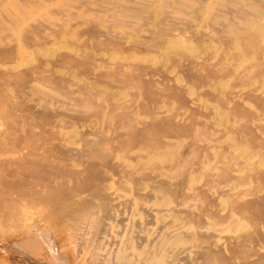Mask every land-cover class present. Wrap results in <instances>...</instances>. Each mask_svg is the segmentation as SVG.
<instances>
[{"label": "rangeland", "instance_id": "rangeland-1", "mask_svg": "<svg viewBox=\"0 0 264 264\" xmlns=\"http://www.w3.org/2000/svg\"><path fill=\"white\" fill-rule=\"evenodd\" d=\"M78 1H81V0H32V2L30 0H0V35H1L0 36V45H3V47H5L9 43H13L16 46H19V48L21 49L20 53L23 55L22 58H19V57L15 56L13 58L14 60L12 59V60H10L8 62H0V71L2 72V73L1 72L0 73L3 74V75H5L4 73H6L8 76L7 75H5V76L7 78H9V74L10 75H11V73L12 74L13 73L16 74L15 73L16 71H18L17 72V74H18V73H20L19 69H23L24 68V70H22L21 74H23L24 72L25 73L26 72H28V73L31 72V74H32V75H29L27 73L26 74L27 75L26 76L27 79L24 78L26 81L23 79L27 83L32 80L29 83V85L27 84V86H29V87L26 86V88H25L24 81H21L22 80L21 79V77H22L21 75H20V78L16 76L17 80L14 79V76H13L14 74L12 75L13 77L10 76V78H9L14 83H16V81L20 80L21 84H18V85H20V87H21V85H23L25 91H18L19 89L18 90H17V88L15 89V87H18V86H15L16 84L14 85V83H13V85H12V82L9 79H7L6 81L3 80V79H6L5 76L2 77V78L0 77V89H1L0 91L5 93V94L3 93L4 103H7V105H9L8 103H10V104L13 103V102L14 103L15 102L19 103V101L22 100L21 102L25 103V105L27 106L28 104L29 105L30 104L31 105L32 104L35 105L33 103L34 100L35 101H37V100L44 101L45 98H50L49 100L53 101L54 103L61 104V106L65 107V108L69 107V109L73 110V109H77V108L80 107L79 109H85V111L87 112V115H89V114L91 115V116L90 115L88 116L89 118H91L90 119L91 122H88L89 126L88 127L84 126V128L90 129V130H99V129L103 130L104 129L105 133L106 134H110V135H112V132L114 131L115 125L117 123V120L115 121V119H114V118H116L115 115L117 113H124V110L126 111L125 113L130 118H132L134 120V122L136 123L137 126H142V122L151 121V119H150L151 117H152L153 120H160V119L166 118L168 116V117H170L169 119H171V120H173L172 118H174V122L178 121L180 119L178 121V124L180 122V124H185L187 126L189 125L188 124L189 122L192 123L191 122V120L193 121L192 118H195V120H197V121L193 122V123H195L194 125H192L193 131L189 130L191 128L190 127L191 124H190L188 126L190 128H188L185 131V133L182 132V133H184L186 135L189 133L188 130L193 132V133H189L190 136L188 135L187 138L185 137L186 135H183L181 133H180L181 136L179 134H175L176 136L179 135L178 138L173 136L174 134H172V135L171 134L170 135L164 134L163 135V133H162L161 135H159V137H161L160 140H165V141H167V143L166 142L164 143V141L163 142L161 141L160 144H157V145H154V146L152 145L153 149L150 146H147V145H143L142 146L141 144L140 145H135L133 147H130L126 151L124 149H123L124 151L123 150L121 151L120 150L121 148L120 149H116L117 159H118V162H119V169H117L113 173V178L111 179V181H112V183H111L112 184V189L117 191V192L119 191V193L123 197L132 198V196H134L133 198L135 200V205L133 206L134 207L133 208L134 212H133V214H131V216L129 218V221H130V219H131V221L130 222L128 221L129 225H128V222H127V225H124L122 223L116 222L115 228L119 229V231L118 230L117 231L121 232V234H124V233H126L128 231L126 233L127 235L126 234H124V235H126V237L129 236L130 240L132 242H136L137 241L136 242L137 245L140 244L139 242L142 241L143 238L145 239V240H143L141 242L142 243L141 247L143 246V248H141V247L138 248L140 250V256H143L144 253L146 252V250L152 249L151 243H146V241L150 240L148 242H151V239H152V241H154L155 239H157L159 237L160 232H163L166 235L167 242H173L172 243V247H169V248H171L172 251H169V253H171L173 251L175 252L176 249L178 250L180 247L188 245L190 243V241L191 242H204V241L207 242V241H209L208 239H210L211 241H209V242H214V241L215 242H223L225 247H227V252L232 254V256L234 257V260H238V261L240 260V257L237 258L236 254H237V252L242 251V250L244 252L245 251L244 248H246L245 252H253V254L254 253L255 254L256 253L257 254L258 253L259 254L260 253L263 254L264 253V218H262L261 215H259L258 213H256V214H258V215H256L255 214L256 211L252 210L253 208L257 209V207H252L251 208V212H249V213H247V212L246 213L245 212L242 213L243 211H241V213H239L238 211H235L236 208L233 206V204L231 203L232 206L229 205L230 204L229 200H232V202H234V200L242 202V201H247L245 198L252 199V197H254L256 195H257V197H259V195L262 196V194L264 195V187L261 188V190L257 187L259 185L261 186L262 181H263V184H264V177H263L264 176V171L262 172V170H264V153H263L264 150H263V148H261V147H263L262 145H264V144H262V143H264V141H263L264 138L260 139V137L261 138L264 137V133H263V130H264L263 126L264 125L261 126L263 129L261 127L258 129V126H260L261 124H264V114H263L264 111H262V110H264L263 109L264 106L262 105V103L264 104V71H262V72L260 71V70L264 69V59L261 60L262 57L264 58V31H263L264 29L262 30V28L264 27V22H263L264 21V3H263L264 0H263V2H262V0H255L254 3H252V4H255L253 6H251L252 4H249V3L253 2L251 0H227V1L226 0H215V1L214 0H205V1L204 0L203 1L202 0H178V1H176V0H163V1H166V3H165L166 5H164L162 0H149V1L148 0H135V2H134V0H116L117 2L114 1V0H90V2H92V3H90L89 0H84V2L86 1V3H84L82 1L83 4H82V2L79 3ZM136 1H138V2H136ZM169 1H171V2H169ZM211 1H214L215 4L213 2H211ZM218 1H220V2H218ZM256 1H257V5H256ZM98 2H101L100 3L101 5ZM113 2H115V3H113ZM141 2H143V3H141ZM72 3L74 5H71ZM87 3H88L89 6H92V7H90L91 9H95L96 8L95 11L93 10L91 12L90 11L91 9L87 5ZM118 3H120V4L122 3V5H120ZM123 3H124V5H123ZM226 3H227V5H226ZM259 3H260V6H258ZM75 4L78 5L77 8L75 7L76 6ZM84 4H85V6H88V7H85ZM112 4L113 5L114 4L115 5L118 4L120 7L119 6L118 7L117 6H113ZM127 4L128 5H132V6L134 5L135 8L134 7L133 8H128L130 6H126ZM146 4H148V5H146ZM162 4H163V6H166L165 9H164V7H162ZM199 4H201V6H199ZM216 4H217V6L219 8H222L224 11L219 9V8H217ZM218 4H220V5H218ZM124 6H125V8H124ZM137 6L138 7L141 6L143 9L141 7H139L140 10H137L138 9ZM143 6H145V7H143ZM226 6H230V7L232 6L231 7L232 10L236 9V10H239V11H246L248 13L250 12L249 13L250 15L248 13L244 14V12L242 14H241V12L237 13L236 10H234L236 12H234V11L230 12L227 9L229 7L226 8ZM84 7L87 8L88 10L87 9L84 10ZM261 7H263V8H261ZM59 8L62 9V11ZM98 8H102V11H101V9L97 10ZM144 8H146V9H144ZM171 8L174 9V10H172ZM54 9L55 10L57 9L58 11L55 12ZM114 9L117 10V11H115ZM120 9L122 11H120ZM162 9H164V12L165 11L167 12L168 11L167 9H169V11L167 13L166 12L164 13L162 11L165 14V16H164L165 20L161 19L162 21L157 22V20H159L160 17L163 18V16H162L163 13L161 12ZM185 9L187 10L186 11L187 13L183 12V11H185ZM195 9H197V10H195ZM71 10H72V12H71ZM81 10L82 11L84 10V11L82 12ZM141 10H143V11H141ZM188 10L193 11V12L189 11V13H188ZM225 10H226V12H225ZM74 11H75V14L77 15V16H75V14H74V16L75 17H79L80 16V18H81L80 20H79V18H77V19L72 18L73 17L72 13H74ZM112 11H115V12H112ZM149 11H150V13H149ZM87 12H89V13H87ZM94 12H96L95 14H98L100 16V18H98L99 16L94 15ZM102 12H103V15H101ZM219 12H221V13H219ZM62 13H64V15ZM194 13H196L195 16H194ZM234 13L235 14L237 13L236 16H235ZM2 14L3 15L5 14V18L7 17V19L9 21L7 19H5ZM131 14H134V15L132 16ZM167 14L171 15V16H166ZM221 14H223L224 16L221 15ZM61 15H63V16H61ZM82 15L84 16V18H85V15L88 16V18L90 17L89 18L90 20L87 17L85 19H83L81 17ZM91 15L92 16L93 15L96 16V18L92 17ZM108 15H110V16H108ZM143 15H147L148 16L147 19L149 20V22L146 21L147 20V19H145L146 17L143 18ZM225 15L227 16V18L225 17ZM255 15H258V16H255ZM60 16L62 18H65V19H60L61 18ZM196 16H198V18ZM66 18H67V20H66ZM71 18H72V20H74V23L76 22V20H79L80 23H77L78 22L77 21L75 24H73ZM105 18H106V20L104 21ZM169 18H170V20H168ZM181 18H183V19H181ZM38 19L41 20L42 22L40 23L38 21ZM86 19L89 20L88 25L86 24V22H87ZM172 19L176 20L178 22L175 23ZM199 19H200V21H198ZM227 19H228V22L230 24L228 22H227L228 24H226V20ZM231 19H233V20L230 21ZM108 20H109V22H108ZM220 20H223L222 22H223V24L224 23L225 24L224 25L220 24V22H221ZM258 20L261 23L260 22L258 23ZM116 21H120V22H116ZM31 22H33V23L35 22V25L32 23L33 24V29L31 28L32 27L31 26L32 24H30ZM56 22L59 23V24H57ZM62 22H64V23H62ZM107 22L108 23L111 22L110 24H108V26L110 25V27L106 26ZM112 22L113 23L115 22V23L113 24ZM125 22L127 23V25H126ZM142 22H145L146 24H143ZM160 22H162L163 24L164 23H167V24H164V27H163V24L160 23ZM173 22L177 26L170 27V25H171L170 23H173ZM186 22H188V23H186ZM208 22H210V24L212 26ZM218 22H219V24H218ZM235 22L239 26H236ZM90 23H92L91 28H89L90 27L89 26ZM40 24H42V25H40ZM68 24H70V25H68ZM93 24H95V25H93ZM128 24H130V26ZM155 24L157 26L159 24L160 27L162 26L163 28L159 27L158 30H157L156 29L157 26ZM188 24H189V26H191L190 28H187ZM44 25H47L46 27L48 29ZM178 25H180V27H178ZM243 25H244V27H241ZM34 26H37L39 29L37 28V31H35L36 27H34ZM58 26H61V27H58ZM94 26H95V28H94ZM97 26H98V28H97ZM165 26L168 27V28H165ZM68 27H70V29ZM86 27H88V28L86 29ZM138 27H139V30H136ZM169 27H170V29H169ZM213 27H216L218 31H214ZM25 28H28V30L32 29L31 30L32 32L28 31L31 34L27 33V30ZM42 28L44 30L43 33H42ZM78 28H80V30H82L83 33H85V34H83V36L80 33L81 32L80 30H79V33L81 35L78 33L80 36H78V34L76 33V32H78V30H77ZM92 28H94V29H92ZM134 28H136V29H134ZM110 29L112 31H110ZM151 29H152V31H151L152 33L150 32ZM163 29L165 30L164 33H167V34H165V35L163 34V31H162ZM184 29H186V30H184ZM200 29H201L202 33H201V31L199 32ZM56 30H58V31L56 32ZM8 31H9V33H8ZM38 31H40L41 33L38 32ZM59 31H60V33H58ZM117 31H118V33H117ZM5 32L8 33V35ZM36 32L38 34H36ZM65 32H68V33H66L67 35L65 34ZM148 32H150V34ZM180 32H182V33H180ZM247 32L250 33V34H248ZM253 32L256 34V36H255V34ZM39 33L42 34L41 38H39L40 37ZM46 33H48V34H46ZM114 33L116 34V36H115ZM2 34H3V36H2ZM27 34H29L28 37L25 36ZM32 34H33V36H32ZM90 34L92 36L87 38ZM142 34H144L145 36L146 35L147 36L150 35V37H146V39H145V37H143V36L141 37L140 36ZM223 34H225L226 36H224ZM44 35H45V38H44ZM95 35L97 36L96 38H95ZM117 35H118V37H117ZM120 35L124 36L126 38L125 39V38L121 37V40H125L123 45L120 44L123 41L121 42V41H119L120 39H118ZM183 35H184V37H183ZM201 35H203V37H205L206 40H204V38L201 37ZM208 35H209V37H207ZM253 35L255 37H253ZM22 36L27 37V39L23 37V39L26 40V41L24 40L25 43H30V41H31L32 44L31 43L28 44V45L25 44L23 42V40H22ZM112 36H115V38L117 37V39H118L117 42H118L119 47H120L119 49L115 48L116 44H117V42H116L117 39L115 40V44L112 43L114 41V39H115L114 38L113 41H112V39H111ZM194 36L196 37V41L194 39L195 38ZM222 36H224L225 38L222 37ZM245 36H248L249 39L248 38L246 39ZM29 37H31L32 40L29 41L28 40ZM32 37L36 39L35 40V44L33 43L34 41H33ZM49 37L51 38L52 41L50 40ZM77 37H78V39H77ZM91 37H94L95 39L94 38L92 39ZM109 37L111 39L110 40L111 43L110 42L108 43L106 41V40L109 39ZM217 37H219V38H217ZM226 37L228 39H230V40H228L229 43H228ZM102 38L103 39L106 38L105 41ZM222 38L224 40L226 39L225 40L226 42H223L224 40L221 41ZM251 38H252V40H251ZM83 39L84 40L88 39L87 40V44H86V42ZM99 39H101V40L99 41ZM92 40H95V41H92ZM141 40H143V42H145V41L146 42L142 44ZM157 40H158V42H157ZM83 41H84L85 45H81V43H83ZM131 41L133 43L135 41V44L133 45V43H131ZM37 42H39V43H37ZM96 42L98 43V45H97ZM138 42L141 43V44L139 43V47L135 46ZM154 42L156 43V45H155ZM105 43L107 44L106 45L107 47L105 46ZM129 44L132 47H134V46L137 47L139 49V51L137 52L136 50H138V49L135 48L136 49L135 50ZM260 44L262 45V47H259ZM120 45L123 46V47H125V46L126 47L123 48ZM141 45L143 46V48H141L142 47ZM246 45H247V47L248 46L250 47L249 49L246 47L248 49V51L252 50V52H249V54H247L248 53L247 49L244 50L245 49L244 46H246ZM146 46H147V48H146ZM130 47H131V49H130ZM148 47H149V49H148ZM154 47H156L158 49V51H156L157 49L154 48ZM242 47H243V50L246 51L247 53L243 52ZM126 48H129L127 52H126V50L124 51V49H126ZM140 49H141V51H140ZM146 49H148V50H146ZM258 50H260V52ZM256 51H258L259 53L256 52ZM235 52H237V53H235ZM57 53H59V54H57ZM179 53H183L184 55L181 56V54H179ZM254 53L257 54L258 56L257 55L255 56ZM260 53H261V55H259ZM56 54L59 55V56H56ZM213 54H214V56H213ZM232 54L236 55L237 57L235 56V59H234V56H233V58H232ZM60 55H63L62 57H64V58H62ZM87 55H88V57H86ZM188 55H189V57H188ZM66 56H69L71 58V62H69L68 60L66 62V59H68ZM78 56H80V57H78ZM171 56L176 57V59H177V57L180 58V61H178L179 59H177V61H175L174 60L175 58H173ZM183 56L184 57L187 56V58L186 57L184 58ZM191 56L194 57V59L197 61V63H196V61H193V63L194 62L195 63L194 64L193 63L190 64V61H191V58H192ZM56 57H58V58L61 57V58L57 59ZM205 57H207V58L204 61ZM219 57H220V59H219ZM48 58L53 59V61L56 62V64L52 65V63H54V62H52V60L50 61V59H48ZM97 58H98V60H97ZM222 58H224V59H222ZM82 59H84V61ZM95 59H96V62H95ZM100 59H103V60H100ZM188 59L190 61H188ZM16 60L19 61L21 64H18L16 62ZM40 61H42L43 63L40 62ZM75 61L76 62L78 61V62L74 64ZM101 61H102V63H100ZM198 61H199V64H198ZM202 61H204V63ZM216 61L217 62L219 61L218 63L223 65L222 66L223 70L226 69V72H227L226 75L224 74L225 72L224 73L222 72L223 71L222 68H221L222 71L221 70H219L220 72L217 71V68H219L218 66H220V64H213V63H216ZM259 61L260 62L263 61V64H261L262 62L259 63ZM94 62H95L96 67H92V69H93L92 70L90 67L94 66V64H93ZM104 62H105V64H104ZM176 62H178L179 64L177 63V65H176ZM210 62H211V64H209ZM62 63H63V65L65 64V66L67 65V67L70 66L69 64H72V65L68 69L67 67L62 66ZM79 63H80L79 69H81L82 65H83L82 69H84L85 68L84 66L86 64V67L88 68V71H86L87 68H85L86 70L85 69L84 70L81 69L82 71L81 70L80 71H81L82 74H80L79 70H77ZM114 63H116V65ZM121 63L123 65H122V67H120V71L121 70L122 71L126 70V73H129V72L132 73L133 72V74L129 73L130 75H132L131 76L132 78L130 76L127 77V75H129V74H125L124 75V73H125L124 71H123L124 72L123 74H120L121 72L118 73L116 71L117 69H115V67L117 65H120ZM126 63H127V66H126ZM132 63H135V64L137 63L139 65L141 64L140 68H139V66H137V64L135 65V64H132ZM186 63L189 65V66H187L188 67L187 69L185 68L186 65H187ZM201 63H203V64H201ZM258 63H259L261 68L259 66H257ZM33 64L38 65V66L35 67ZM41 64H42V67L45 70H43V68H41ZM73 64H74V66H73ZM200 64H201V68H200ZM212 64L215 65V66L213 67ZM57 65H60V66H57ZM134 65H135V67H132ZM181 65H182L183 68L181 67L182 69L180 68L178 70V67L181 66ZM207 65L209 67L212 66L213 68L210 67V68L207 69V67H208ZM253 65H255V68L257 66L256 70H254L255 68H254ZM9 66H14V67L11 69ZM105 66H106V68H108L109 70L112 71L111 72L112 74L110 75L111 78H109V74L110 73L107 74V72H109V71L106 70ZM143 66H144V68H145V66L148 67V68H146L145 70H141V69H143V68H141ZM159 66H160V68H159ZM196 66H197V69L199 68L198 70L195 69ZM203 66H207L205 68L206 70L204 68H202ZM228 66L230 68H232L233 71ZM248 66H250V67H248ZM30 67H32L33 69L31 70ZM39 67H40V69H39ZM131 67L134 68L133 71H132V69H129ZM37 68L39 69L38 71L41 72V73H39V72L38 73L41 74V75L36 73L37 72L36 71ZM104 68H105L106 72L103 70ZM126 68L129 69V71ZM214 68H216L215 69L216 71L213 70L214 73L216 72L215 73V77H213V75H211V74H213L212 73L213 72L212 69H214ZM26 69H27V71H26ZM48 69H51L49 71H51V74L53 73L54 75L53 74L50 75ZM113 69H114V71H113ZM136 69H138V70L140 69L141 72L138 71V74L135 73ZM147 69L149 70L148 73H150V74L147 73V71H148ZM155 69H157V70L155 71ZM159 69H160V71H159ZM6 70H7V72H6ZM150 70H151V72H150ZM152 70L155 73L152 72ZM200 70L202 72H200ZM209 70L211 72H209ZM76 71L79 72V73H77ZM83 71H86L88 74H90L89 75L90 78L87 75V73L84 75ZM103 71H104V73H103ZM115 71L117 73H115ZM206 71L208 72V75H210V76L205 75V74H207ZM228 71H230V72H228ZM255 71L256 72L258 71V73H260V76L258 75V73H257L258 77H256L257 75L256 76L253 75L252 73L255 72ZM8 72H10V73H8ZM96 72H97L98 76H99V73L102 72V74L104 75L103 79L106 80V82L108 81L107 79H109V80H113V79L116 80L117 79L118 82L121 83V82H124L123 79L125 80V78H127L125 81H126V83L128 82V84L126 86V84L124 82L123 85H122L123 87H121L122 83L119 84L118 82H116L117 80L116 81L113 80L114 82L111 81L113 83V85L115 83L114 86L110 85V84H107L108 82L107 83L106 82L103 83L101 81H98V80L102 79V77H101L102 75L100 74L101 76H99L97 78V76H95ZM139 72H140V75H142V78H141L142 80H143V78L144 79L147 78V80L149 81L152 78L150 80V81L153 82V83L151 82L153 84V86L150 83L151 88L153 89L152 91L155 92V91H157L156 89H158V91L160 89L159 92H157V93L155 92L152 95V99L153 100L151 99V97H149L147 95L145 97V95H143L145 92H144V88H142L143 87V85L141 83L142 81H139V79L141 77L139 75ZM166 72H167V76L168 77H172L173 79L169 78V80H167L168 77L164 78L161 73H163L164 76H166ZM243 72H245V73H243ZM55 73H56V75H55ZM91 73H93V74L91 75ZM105 73L107 74L106 76H108V78H105L106 77ZM159 73H160V75H159ZM188 73H191L194 76H199L200 77L199 78L200 79L199 83L203 82V83H201L202 85L198 84L200 86H197V85L194 86L195 83H197L198 81H197V79L195 80L192 77H189ZM202 73H204L205 79L204 78L201 79V76L204 77V75ZM218 73H219V75L217 76L216 74H218ZM222 73H223L224 77L222 76ZM48 74L51 77L45 76V75H48ZM57 74H58V77L60 78V80H58ZM59 74H60V76H59ZM119 74L120 75H124V76L120 77ZM143 74H145V75H143ZM237 74L240 77H238ZM3 75H1V76H3ZM28 75L30 77L33 76L34 79L36 78L37 81L31 79L32 77L31 78L29 77L31 79L29 81L28 80ZM35 75H36V77H35ZM37 75L39 77H37ZM62 75L66 76V80H68V82L66 81L67 82L66 84H64L65 82H63V81H65L64 79H62L63 77L61 78ZM114 75H115V78H114ZM149 75H150L151 78L149 77ZM186 75H188V76H186ZM234 75H237V77H236L237 79L236 80H239L240 78L242 79L243 76H244V78H247V80H245L243 78L242 80H244L245 82L239 80V83L241 82L240 84H237L238 83V81H237L236 85H233L232 83L234 81L236 82ZM53 76H55L57 78V79L54 78L55 84L57 86L54 83H53L54 84L53 85L52 82H51V80H53V78H52ZM134 76L136 78L139 77V79L137 80ZM160 76H162L163 78L160 77ZM206 76L208 77V81H206ZM23 77H25V75H23ZM43 77H45V78H43ZM48 77L52 78V79H49ZM67 77L70 78L71 81H69L70 79H67ZM156 77H157V79H160L161 81L160 80L156 81L157 80ZM184 77L187 78V79H185ZM210 77H211V79H209ZM38 78H39L40 82H38ZM119 78L120 79L123 78V79H121L122 81ZM258 78H260L259 79L260 82H258ZM44 79H47V80L49 79L50 82L47 81V80L45 81ZM164 79H166V81ZM190 79H193V80H195L197 82H194L193 80L191 82ZM2 80L4 81V83H3ZM54 80H53V82H54ZM129 80H131V81H129ZM20 81L17 82V83H20ZM56 81H58V82L60 81V82L58 83ZM167 81H168L169 85L165 84V83H167ZM172 81H173V83H171ZM6 82H9V84L8 83L5 84ZM22 82H23V84H22ZM41 82L42 83L45 82L46 85L42 84ZM74 82H76V83H74ZM111 82H109V83H111ZM61 84H63L64 86H62ZM80 84H82V85H80ZM139 84H141L140 85L141 87L139 86ZM172 84H175V86H177V85L180 86V87H177V89H179V90L182 88L181 89L182 90V94H181L180 97H182L183 94H184V95H186L187 99L188 98L189 99L185 100L184 99L185 96H183L184 98L182 97L184 100L182 98H177V97L167 98L169 96L172 97V94H170V89H169V87L171 89L175 88L174 85H172ZM192 84H194V85H192ZM203 84H206V85L203 86ZM30 85L32 87H30ZM78 85L80 87H83L86 90V91L83 90L84 94L81 91L83 88L81 90H79L78 89L79 88ZM83 85H85V86L87 85L88 87L85 88V86H83ZM163 85H166L168 88L166 86H163ZM48 86H51L53 89L51 87H48ZM59 86H61V87H59ZM65 86H67V87L64 88ZM171 86H173V87H171ZM93 87H95V89L98 90V91L96 90V92L97 93L99 92V94H97L95 92V89ZM159 87H162L163 89H165V92H164V90L162 88H159ZM164 87H166V88H164ZM9 88H10V90L8 91ZM32 88H34V89H32ZM62 88H63V90L61 91ZM64 89L66 91L71 90L73 92H69L67 94V92H63V91H65ZM75 89H78V90L75 91ZM88 89H89V91H91V92L94 91L96 93V95L94 97L93 95L95 93L92 92L93 93V95H92L91 92H90L91 96L94 97V99H95V101L97 103V107L96 108L94 107L95 108L94 110H93V106H90V105L84 103V100H85L84 97L87 96V95L86 96H84V95H85V92H87ZM135 89L137 90V92H136ZM203 89L204 90L208 89L210 93L211 92L215 93V95L212 96L214 98V100L212 98H211V100H209L207 98V96L209 95V94L207 95V91L208 90L206 92L204 91L207 96L204 95V94L202 95L203 92L199 93ZM21 90H23V89H21ZM27 90H28V93H29L30 96L25 93ZM103 90H105V92H108V93L111 92V95H115L114 98L110 99L109 97H111V96L108 97L106 95V93H104ZM161 90H162V92H161ZM247 90L249 91L247 93L251 92L252 94L251 93L250 94L252 96L250 95L248 97V94L246 93ZM6 91H7V93L9 92V94H6ZM132 91L133 92L135 91V93H131ZM235 91H237V92H235ZM17 92H19L20 94L22 93V98L19 97L20 94L17 93ZM23 92H24V94H23ZM158 93H161V94H159V96H158L157 95ZM164 93L167 95V97H166V95ZM213 93H211L210 95H212ZM216 93L219 94V95H216ZM229 93H231V94H229ZM245 93H246V95H245ZM39 94H40L41 97L39 96ZM69 94L71 95L72 99H71ZM134 94H136V95H134ZM162 94H164V96ZM227 94L229 95L230 99H228V97H226ZM253 94H255L254 97H253ZM24 95L28 96L29 98L27 97L26 99H23L24 97H26ZM68 95H69L70 98L69 97L67 98ZM77 95H78V97L80 96L82 99L80 98L76 102V100H74V99L76 98L75 96H77ZM210 95L208 97H210ZM233 95L234 96L236 95V96L232 97ZM32 96H34V97H32ZM88 96H90V95H88ZM104 96H107L108 98L106 99V97H104ZM10 97H12V98L10 99ZM18 97L20 99H18ZM73 97H74V99H73ZM92 97H91V99H93ZM252 97L254 98L253 100L250 99ZM57 98L58 99H62V100L64 99V101L65 100H67V101L69 100V101L67 103L66 101L64 102L62 100L59 101ZM146 98L147 99L150 98L151 100H147ZM155 98H157V99H155ZM218 98H220V100ZM231 98H232V100H231ZM237 98H238V100H237ZM7 99L10 102H8ZM133 99H134V101H133ZM166 99H167V103H166ZM177 99H180V102ZM223 99H227V100H223ZM23 100H26V102H23ZM27 100H29V101H27ZM79 100L81 101L80 106H78V104L80 103ZM260 100L262 102H259ZM112 101H114L116 103V105L121 102L119 104V106L115 105L116 107H118V108H116L117 111L114 109V107H115L114 104L115 103L112 104L113 103ZM153 101H155V103L157 102L159 106L156 105L157 103L153 104ZM220 101H222L223 104ZM233 101H240V103H239L240 105L242 103L243 107L246 106V108L247 107L248 108L247 109L245 107L242 108V110L244 112L241 113V114L239 112L236 113L237 115L235 113L233 114V113L230 112L232 110H235ZM75 102H76V104L77 103L78 104L76 105ZM99 102H101L100 106H99ZM130 102H133V104H131ZM141 102H144L145 105L142 104ZM148 102H149V105H148ZM257 102H258V104H257ZM0 103H3V101L0 102ZM137 103H139V104H137ZM260 103H261V105H260ZM255 104L259 105L262 108L256 107L257 105H255ZM29 105H28V107H31V105L30 106ZM139 105H141L142 108H139L140 107ZM160 105H161L162 108L160 107ZM121 106H124L123 109L121 108ZM242 106H240V107H242ZM110 107H111V110H110ZM97 108L101 109L102 112H100V110L97 111ZM133 108H136V110L135 109L132 110ZM249 108L253 110V111L251 110V112H253L252 114L254 116V118H251V121H250V115H249L251 112L248 111ZM141 109L143 110L144 113L140 112ZM19 110H20V108H19ZM27 110H29V109H27ZM92 110L94 111V113H92ZM154 110H156V111L158 110L161 113L160 112L158 113V111L154 112ZM178 110L181 111V112L177 113V112H179ZM192 110H195V112L197 111V113H195ZM198 110H200L202 112L204 111L205 114H207L206 116H208V117H205L204 112L202 113V112H199ZM245 110H247L246 115H249V116H247V118L249 117L248 118L249 120L246 117H241L243 115L246 116L244 114ZM107 111H108V113H107ZM131 111H133L135 113H133V112L131 113ZM151 111L154 112V113H152ZM191 111L193 113H195L194 114L195 117H192L194 115H191L192 114ZM207 111H210V112H207ZM15 112H17V114H19V117L26 118L25 116H23L24 113L22 115H20L22 113V110H20V112L16 110ZM27 112L29 113L30 111H27ZM27 112H25L26 116L28 115ZM99 112H100V114H99ZM182 112H184V113H182ZM109 113H110L111 116L109 115ZM147 113L148 114L149 113L153 114L155 119L151 115H149L150 116V118H149ZM201 113L204 114V115L202 116ZM208 113H209V115H208ZM29 114L30 115L27 116V119H28L27 121H29V119L31 120V118H32L31 117V112ZM186 114H187V117H186ZM230 114H232V115H230ZM238 114H240L241 116L238 115ZM254 114H256V115H254ZM259 114H261V115H259ZM132 115L135 116V117H133ZM188 115H189V117L191 115V120L188 117ZM29 116H30V118H29ZM97 116H101L100 117L101 119L99 117H97ZM230 116H232V118ZM238 116H240V117L237 118ZM255 116H258V117H255ZM183 117L186 118V121L183 120ZM107 118H108V120H107ZM230 118L232 119V122H231ZM3 119H4L3 116H1L0 120H3ZM137 119H139V120H137ZM200 119L202 121L204 120L203 121L204 128L202 126V121ZM237 119H239V120L236 121ZM245 119H247V120H245ZM104 120H105V122H104ZM198 120H199V122H198ZM109 121L111 122L110 124H108ZM183 121L185 123H181ZM4 122H5V119L0 122V126L3 127ZM99 122H101V124ZM250 122H251V124H250ZM254 122H255V124H254ZM199 123H200V125H198ZM206 123H208V124H206ZM239 123H240V125H244V124L247 123L246 126L248 124H250L248 126V128L250 127L249 131H251V132L254 131L253 134L256 131L257 134L255 133L256 135L255 134L254 135L256 136V138L258 137L257 139H259L258 141L260 142V144H258V146H257V143H259V142L255 143V145H254L249 140V136L250 135L248 133H247L248 135H246V132L240 131L241 129H238L239 127L235 128L237 124L239 125ZM256 123L258 124L257 127H256V125H257ZM105 124H108V126L105 125ZM209 124H211L210 125L211 127L208 126ZM104 125L107 126V127H105ZM4 126H5V124H4ZM109 126H110V128H109ZM112 126H114L113 127L114 129L112 128ZM251 126H253V128L255 130L252 129ZM206 127H209V128L207 129ZM77 129H79V127H77ZM206 129H207V131H206ZM235 129L237 131H239V133H237V131H235ZM260 129H262V130L260 131ZM203 130H204L205 134H204ZM104 131H100V132H104ZM198 133H199V135H198ZM220 133H221V136L219 135ZM244 134H245V136H244ZM258 134H260V135H258ZM192 135L194 136V137H192L193 139L190 138ZM199 136H200V138H203V139H201V141L199 140ZM218 136H220V137H218ZM195 138H196V140H195L196 142L194 141ZM197 139H198V141H197ZM239 139H241V141H239ZM173 140H174V142H173ZM188 141H190L189 144H190V148L191 149H194V148H192V146H196L195 150L191 151V149H188V147L185 146ZM170 142H172L174 145L172 143L170 145L169 144ZM197 142H198V144H196ZM184 143H185V145H184ZM205 143H206L207 147L204 145ZM161 144H163V145H161ZM200 144H202V147H200L202 149L199 148ZM247 144H249V146H247ZM183 146H185L187 149L184 147L186 149L185 150L183 148ZM203 146H205L206 149L203 148ZM223 147H224V149H223ZM255 147H257V148H255ZM181 148H183V149H181ZM150 149H152V150H150ZM154 149H156V150L154 151ZM174 150H176V151H174ZM184 150H185V152H184ZM188 150H190V152H187ZM136 151L138 153L137 156L135 155ZM180 151L183 152V153L181 152L182 153L181 155H183V156L186 155V152H187L188 155L191 154L192 155V160L190 161L191 157H189V156L187 157L189 159L182 158V160H180L181 159L180 158V154H179ZM199 151H201V152H199ZM192 153H194L195 155L192 154ZM196 153L198 155H200V153H201L202 156L199 157V159H197L196 158L197 157ZM123 154H127V155H123ZM174 154L177 155V159L176 160H175V157H174L175 155ZM228 154H229V156H228ZM218 156H219L221 162L219 161ZM194 157H195V160H197V162H195V163H194V161H195ZM209 158H211V159L209 160ZM206 160H208V161H206ZM216 160H217V162H216ZM239 160H241L240 163H239ZM175 162H176V164H174ZM189 162H191L190 166H189ZM156 163H158V164H156ZM185 163H187L188 165L185 164ZM167 164H169V166L166 167ZM179 164H181V165L179 166ZM198 164H199V166H197ZM163 165H165V166L163 167ZM183 165H184V167H183ZM211 165H213V167ZM254 165H255L256 168L253 167ZM121 166H123L124 169ZM126 166H127V168H126ZM152 166L153 167L155 166V168L152 169ZM158 166H160V167H158ZM177 166H179V168H177ZM196 166L198 167L197 169L195 168ZM146 167H149V168H146ZM136 168H138V169H136ZM169 168H171V169L169 170ZM194 168L196 170H193ZM229 169H231V170H229ZM255 169L260 171V173L256 172ZM178 170L179 171L181 170L179 172L181 174V175L179 174L181 176V178L178 175H177L178 178L176 176H174V175L177 174L176 172H178ZM147 171L149 173H151V174H148ZM203 171H204V173H206L205 176L203 174ZM142 172H145V173H142ZM184 172H186V173H184ZM208 172L212 173L213 175L208 173ZM253 172H255L256 174L253 173ZM217 173L220 174V175L217 176ZM230 173H232V174H230ZM167 174H169V175H167ZM182 174L183 175L185 174V177ZM223 174H226L227 178L229 176L231 182L228 181V183H227V181H223V180H226L225 179L226 177H224L225 175H223ZM118 175H119L120 178H118ZM142 176H144V179H142L143 178ZM154 176H155V178H154ZM259 176L262 177V178H259ZM175 177L177 178V180H175ZM182 177H184L185 179L182 178ZM152 178L154 179L153 182H152V180H153ZM179 178L181 179L180 182H179V180H180ZM210 178H211V180H210ZM229 178L227 180H229ZM117 179H118V182H120V184L122 183L121 185L116 181ZM163 179H164V182H161ZM138 180H140V181L138 182ZM167 180H168V182H167ZM172 180H174V182ZM217 180H220V181L222 180L221 181L222 183H220V181H217ZM115 181L118 183L119 186L117 185V183ZM132 181H133V183H132ZM183 181H185V183H181ZM206 181H207V183H206ZM259 182H260V184L258 185ZM162 183H164L166 185L168 184V186L170 185V187H172L170 189H173L172 190L173 193L172 192L169 193V194L167 192L164 193V195L166 194L167 196H170L171 199L167 198V197H166V199H164V201L159 199L160 195H163V192L160 190V187H159L158 184H162ZM171 183H175V185L174 184L173 185L176 186V187H173V185H171ZM176 183L178 185L181 183L182 186L185 184L184 187H183L184 191L182 190V186L180 185L181 186L180 187L181 189H180L179 186L176 185ZM212 183H213V185L215 183V186H213ZM201 184H203V185H201ZM235 184H237V185H235ZM122 185L124 186V188H123ZM197 186L199 188L201 186V188H203V191H202V189L199 190V188ZM252 186L254 187L253 190H252ZM262 186H264V185H262ZM192 187L193 188L197 187V189L195 190ZM217 187H218V189H217ZM130 188H131V191H129ZM154 188H156V189H154ZM157 188H159V189H157ZM175 188L176 189L178 188L177 190L180 189L179 191L181 193H183L181 195L182 196L184 195L183 198L185 199L186 202L184 201L182 196L177 197V196L180 195V192L177 191ZM219 188L223 189V191L222 190L220 191ZM138 189H140V190H138ZM150 189H151V191H149ZM226 190H228L229 192H227ZM240 190H241V192H242V190H244V191L242 193H240V195H238ZM146 191L147 192H152V195L150 196L151 198L146 195L147 194ZM159 191H160V193H159ZM176 192H177V194H175ZM190 192H191V194H189ZM207 192H209V193H207ZM233 192H235V193L233 194ZM249 192L252 193L253 195L250 194ZM141 193H143V195ZM236 193H238V194H236ZM204 194L211 198L210 201H208L207 199L204 200V198H203ZM153 195H155V196L153 197ZM175 195H177L176 196L177 199H175ZM186 195L188 196L187 199L185 198ZM237 195H238L239 198L237 197ZM234 196L236 197V199L233 198ZM144 198H146V200H144ZM178 198H181V199H178ZM215 198H217V199H215ZM137 199H139L140 201H137ZM169 199H170V201H169ZM194 199H195V201H194ZM21 200L23 201V199H21ZM228 201H229V203H228ZM141 202L142 203L145 202V204L148 205L151 209L153 207H155L153 209L158 208L160 211L158 212L157 211L158 209L157 210H153L152 209L153 217H152V215L149 216L145 212L141 211V207H140L142 205ZM21 203L22 202H19V204H21ZM137 203H138L139 206L137 205ZM170 204H172V205H170ZM215 204H217V206ZM257 204H258L259 207H260V205H262V203L260 204L259 201H258ZM21 205L22 206L19 205V207H20V211L19 212L22 211L23 207L25 208V206H24L25 204L24 205L21 204ZM26 206H27V209H29L28 208L29 205L26 204ZM197 206L201 207L202 209L205 208V207L206 208L201 210L200 208L197 209L196 208ZM165 207H166V210H165ZM228 207H231V208H229L230 210L228 209ZM233 208H235V209H233ZM217 209H219V211ZM24 210L26 211V209H24ZM32 210L35 211L33 208H32ZM32 210H31V212H32ZM135 211L137 213H135ZM194 211H196L197 213H195ZM199 211H200V213H199ZM206 211H208L210 217L207 216V213L205 214ZM22 212H21V214L23 215V213H25V212H23V213ZM27 212H28V210L26 211V213ZM29 212L27 213L28 214L27 216L30 217V219H28V220H31V223H34V221L37 223L38 222L37 219L40 218L39 217L40 214L38 212H36V214H38L36 216L37 217V219H36L35 216L34 217L31 216L29 214ZM187 212L188 213L190 212L191 214H194V215H199V218H195L194 217V218L191 219L189 217L190 213L188 214ZM201 212H203V213H201ZM144 213H145V215H144ZM218 213H220V214H218ZM31 214H34V213H31ZM210 214H212L215 219L213 217L211 218L212 215H210ZM6 215L7 214H5V213L0 214V260L2 262L4 261V264H38V263L35 262V259L38 258V255L41 257V254L44 253V251L45 252H51V251H49V249H48V251L45 250V248H48L51 244L52 245L57 244V243H48V242L44 243L43 244L44 246H42L44 248V249H42L43 252L41 251L40 254H38V255H36V252H35L36 250L34 251L33 250L34 248L32 246H29L27 244H25V245L23 244L22 246H20L21 243H19V244L15 243L14 240L19 238V237H21L22 232H23V226L22 225L24 224V222L27 221V219H25V217H23L21 215V218H23V219L16 218V219H20V220H19V222L17 221V224H15L16 223V220H14L15 218L13 220H11V218H9ZM218 215H220L221 217L218 216ZM225 215H227V216L229 215L226 220H224ZM19 216H20V214H19ZM25 216H26V214H25ZM27 216H26V218H28ZM5 217H6V219H5ZM151 217H152L153 220L151 219ZM217 217H219V218H217ZM31 218L32 219L35 218L34 221ZM147 218H149V220ZM9 219L11 221H9ZM134 219H135V221H134ZM146 219L148 220L149 223L147 221H145ZM6 220L8 222H11V223L7 222L10 225L11 228L6 223ZM143 220H144V222H143ZM160 220L162 222H160ZM20 221H22V222H20ZM224 221H226V222H224ZM13 222H14L15 225H17L16 226L17 228L15 227V225L13 226ZM135 222H140V223H137V224L138 225L140 224L141 227L143 226L145 228H143V227L140 228V226L137 225L140 228V229H138V227L136 226ZM145 222H146V224H145ZM20 223H22V225H20ZM29 224H30V222H29ZM202 224H204L205 226L202 227L201 226ZM123 225H124V227H122ZM169 226H171V227L168 228ZM215 226H217V227H215ZM196 227H197L198 231L204 229V230H207L208 232L212 231L213 234L209 233L210 235L209 234L207 235V237H206L207 241H206V239H203L200 236V234H199L200 232L197 233L198 231H197ZM150 228H151V230H150ZM16 230H17V232H15ZM137 230L140 233V236L136 238L133 235L136 233ZM179 230H184V231L188 230V232H190V233L192 232L191 236L190 235L189 236L188 235H186V236L182 235L183 237L175 238L174 236H176V235L174 233L179 231ZM158 231H159V234H158ZM168 231H170V233H168ZM10 232H11V234H10ZM16 233H18V234H16ZM214 233L216 234V236H215ZM156 234H158V235H156ZM212 235H214V236L212 237ZM12 236L13 237L15 236L14 237L15 239ZM17 236H19V237H17ZM226 236H228L229 239ZM242 236H243V238L247 237L245 239H249V240H246L247 244H246V241L243 238H241ZM56 237H57L56 240H58L59 238H58L57 235H56ZM150 237H151V239H150ZM189 237H192L193 240H191V238H189ZM200 237H201V239H200ZM224 237L227 238L228 240L225 239ZM254 237L256 238L255 241H254V239H255ZM260 237H262V238H260ZM187 238L190 239V240H188ZM233 240L235 241V243L232 242ZM241 240H242L243 243L240 245ZM236 241H240V242L238 243ZM57 242H59V240ZM225 242H228V243H225ZM255 242H256V244H255ZM60 244L61 243H58L57 247ZM148 244H150V247H148L149 246ZM45 245H47V246H45ZM168 245H169V243H168ZM245 245H247V246H245ZM228 246H230V247H228ZM235 248H236V250H234V252H233L232 249H235ZM241 248H243V249H241ZM37 252H39V251L37 250ZM58 252L57 253L59 255L61 253H64L62 251H58ZM255 254L251 255L248 258H250V259H258V261H261V263L264 264V257L263 258L262 257L259 258L258 257L259 254L258 255H255ZM63 255L64 256H62L60 259H58L59 262L56 261V260H55L56 262L54 260L53 261L49 260V262H48V260H47L46 262L44 261V263L45 264H52V263L53 264H63V263L64 264H66V263L67 264H74V262L71 263L73 261V259L70 258L66 253H64ZM34 256L36 257L35 259H34ZM71 259H72V261H71ZM183 264H186V263H183Z\"/></svg>", "mask_w": 264, "mask_h": 264}, {"label": "bare ground", "instance_id": "bare-ground-1", "mask_svg": "<svg viewBox=\"0 0 264 264\" xmlns=\"http://www.w3.org/2000/svg\"><path fill=\"white\" fill-rule=\"evenodd\" d=\"M31 2H32V0H30ZM84 2V0H81V1H78L79 3H81V2ZM114 1H116V0H114ZM149 1V0H148ZM163 1V0H162ZM176 1H178V0H176ZM203 1V0H202ZM205 1V0H204ZM215 1V0H214ZM214 1H211V2H213L214 4H215V2ZM227 1V0H226ZM251 1H253V2H251V3H249V4H252V3H254V1L255 0H251ZM83 2H82V4H83ZM89 2H90V0H89ZM88 2V3H89ZM102 2V1H101ZM101 2H98L99 4L101 3ZM109 2V1H108ZM107 2V3H108ZM117 2V1H116ZM134 2H135V0H134ZM136 2H138V1H136ZM169 2H171V1H169ZM200 2V1H199ZM218 2H220V1H218ZM262 2H263V0H262ZM78 3V4H79ZM84 3H86V1L84 2ZM88 3H87V5H88ZM90 3H92V2H90ZM97 3V4H98ZM113 3H115V2H113ZM140 3V2H139ZM141 3H143V2H141ZM147 3V2H146ZM163 3H164V5H166L165 3H166V1H163ZM212 3V4H213ZM264 3V2H263ZM110 4V3H109ZM118 4H120V3H118ZM118 4H112L113 6H119ZM233 4V3H232ZM247 4V3H246ZM71 5H74L73 3L71 4ZM76 5V4H75ZM80 5V4H79ZM101 5V4H100ZM120 5H122V3L120 4ZM123 5H124V3H123ZM146 5H148V4H146ZM218 5H220V4H218ZM226 5H227V3H226ZM253 5H255V4H252L251 6H253ZM256 5H257V1H256ZM81 6V5H80ZM79 6V7H80ZM84 6H85V4H84ZM89 6V5H88ZM88 6H85V7H88ZM126 6H130V7H128V8H133L134 7V5L132 6V5H126ZM169 6V5H168ZM171 6V5H170ZM174 6V5H173ZM199 6H201V4H199ZM258 6H260V3L258 4ZM76 8L78 7V5H76L75 6ZM84 7V10L85 9H87V8H85ZM90 7H92V6H89V8ZM97 7V6H96ZM102 7V6H101ZM120 7V6H119ZM139 7H141V6H139ZM139 7L137 6V10H140L139 9ZM143 7H145V6H143ZM162 7H164V9L166 8V6H163V4H162ZM172 7V6H171ZM197 7V6H196ZM216 7L217 8H219L218 6H217V4H216ZM227 7H229V8H227ZM232 7V6H231ZM230 6H226V8L228 9V11H230V12H232V11H234V10H236V9H234V10H232V8H231ZM104 8V7H103ZM112 8V7H111ZM124 8H125V6H124ZM127 8V7H126ZM135 8V7H134ZM142 8V7H141ZM179 8V7H178ZM177 8V9H178ZM198 8V7H197ZM255 8V7H254ZM259 8V7H258ZM261 8H263V7H261ZM9 9V8H8ZM60 9V8H59ZM65 9V8H64ZM91 9V8H90ZM96 9V8H95ZM95 9H91L90 11L92 12L93 10L95 11ZM99 9H101V11H102V8H98L97 10H99ZM143 9V8H142ZM144 9H146V8H144ZM164 9H162L161 10V12L163 11L164 12ZM172 9V8H171ZM182 9V8H181ZM213 9V8H212ZM219 9H221V10H223L222 8H219ZM225 9V8H224ZM230 9V10H229ZM55 10V9H54ZM61 11H62V9H60ZM83 10V11H84ZM88 10V9H87ZM86 10V11H87ZM96 10V11H97ZM106 10V9H105ZM115 10V9H114ZM168 11H169V9H167ZM172 10H174V9H172ZM171 10V11H172ZM195 10H197V9H195ZM245 10V9H244ZM58 10L56 9L55 10V12H57ZM60 11V12H61ZM82 11V10H81ZM82 11V12H83ZM115 11H117V10H115ZM115 11H112V12H115ZM120 11H122L121 9H120ZM141 11H143V10H141ZM151 11V10H150ZM150 11H149V13H150ZM167 11V12H168ZM187 10L185 9V11H183V12H186ZM189 11L190 10H188V13H189ZM218 11V10H217ZM224 11V10H223ZM237 11V13L238 12H241V14L244 12V14L245 13H248V12H246V11H239V10H236ZM236 11H234V12H236ZM71 12H72V10H71ZM104 12V11H103ZM103 12L101 13V15H103ZM162 12V13H163ZM166 12V11H165ZM164 12V13H165ZM166 12V13H167ZM190 12H193V11H190ZM225 12H226V10H225ZM254 12V11H253ZM87 13H89V12H87ZM86 13V14H87ZM96 12H94V15H96V16H99L98 14H95ZM163 13V14H164ZM187 13V12H186ZM214 13V12H213ZM212 13V14H213ZM218 13V12H217ZM216 13V14H217ZM219 13H221V12H219ZM228 13V12H227ZM236 13V14H237ZM250 13V12H249ZM248 13V14H249ZM63 15H64V13H62ZM73 15V17L72 18H75V19H77V18H79V20L81 19L80 18V16L79 17H75V16H77L76 14H75V11H74V13H72ZM74 14H75V16H74ZM79 14V13H78ZM113 14V13H112ZM162 14V16H163V18H161L160 17V19L159 20H157V22H159V21H162L161 19H163V20H165V18H164V16H165V14L163 15ZM195 14L196 13H194V16H195ZM232 14V13H231ZM235 14V13H234ZM236 14H235V16H236ZM240 14V13H239ZM3 15V14H2ZM63 15H61V16H63ZM84 15V14H83ZM81 16L83 19H85L86 17L88 18V16H86L85 15V18H84V16ZM89 15V14H88ZM92 16V17H95L96 18V16ZM132 16L134 15V14H131ZM149 15V14H148ZM214 15V14H213ZM221 15H223V14H221ZM250 15V14H249ZM4 16V18H5V14L3 15ZM60 16V17H61ZM108 16H110V15H108ZM150 16V15H149ZM166 16H171V15H166ZM199 16V15H198ZM198 16H196L197 18H198ZM224 16V15H223ZM234 16V15H233ZM255 16H258V15H255ZM102 17V16H101ZM146 17V18H145ZM152 17V16H151ZM150 17V18H151ZM195 17V18H196ZM225 17L227 18V16L225 15ZM238 17V16H237ZM37 18V17H36ZM72 18H71V20H72ZM90 18V17H89ZM88 18V19H89ZM98 18H100V16L98 17ZM143 18H145V19H147L148 18V16L147 15H143ZM149 18V19H150ZM167 18V17H166ZM196 18V19H197ZM229 18V17H228ZM5 19H7V17L5 18ZM35 19V18H34ZM60 19H65V18H60ZM93 19V18H92ZM116 19V18H115ZM181 19H183V18H181ZM242 19V18H241ZM8 20V19H7ZM66 20H67V18H66ZM70 20V21H71ZM79 20H76V22L77 23H80V21ZM87 20V19H86ZM90 20V19H89ZM89 20H87V22H86V24L88 25V22H89ZM96 20V19H95ZM106 20V18L104 19V21ZM121 20V19H120ZM168 20H170V18L168 19ZM173 20V19H172ZM233 19H231L230 21H232ZM9 21V20H8ZM38 21L41 23L42 21L41 20H39L38 19ZM82 21V20H81ZM97 21V20H96ZM113 21V20H112ZM145 21V20H144ZM147 22H149V20L147 19L146 20ZM175 23L176 22H178V21H176V20H173ZM187 21V20H186ZM198 21H200V19L198 20ZM221 22H220V24H222V25H224L223 24V20H220ZM255 21V20H254ZM72 22H73V24H75L74 23V20H72ZM98 22V21H97ZM108 22H109V20H108ZM107 22V25L106 26H108V24H110V23H108ZM116 22H120V21H116ZM127 22V21H126ZM125 22V23H126ZM165 22V21H164ZM174 22L173 23H170L171 25H170V27H172V26H177V25H175L174 24ZM228 22V19L226 20V24H228L227 23ZM260 21L258 20V23H259ZM264 22V21H263ZM33 22H31L30 24H32ZM57 23V22H56ZM62 23H64V22H62ZM71 23V22H70ZM113 23V22H112ZM115 23V22H114ZM113 23V24H114ZM122 23V22H121ZM124 23V24H125ZM143 24H146L145 22H142ZM160 23H162V22H160ZM186 23H188V22H186ZM209 24H210V22H208ZM261 23V22H260ZM34 25H35V22L33 23ZM33 24L30 26L32 29H33ZM45 24V23H44ZM57 24H59V23H57ZM72 24V25H73ZM120 24V23H119ZM157 24V23H156ZM155 24V25H156ZM163 24V23H162ZM164 24H167V23H164ZM164 24H163V27H164ZM173 24V25H172ZM218 24H219V22H218ZM230 24V23H229ZM235 24H236V26H239V25H237V23L235 22ZM40 25H42V24H40ZM49 25V24H48ZM68 25H70V24H68ZM71 25V26H72ZM93 25H95V24H93ZM126 25H127V23H126ZM129 26H130V24H128ZM193 25V24H192ZM204 25V24H203ZM211 25V24H210ZM45 27L47 26V25H44ZM50 26V25H49ZM90 26V27H89ZM88 27L89 28H91V26H92V23H90V25H89ZM157 26V25H156ZM169 26V25H168ZM188 26H189V24H188ZM187 26V28H190L191 26H189L188 27ZM212 26V25H211ZM214 26V25H213ZM226 26V25H225ZM247 26V25H246ZM258 26V25H257ZM260 26V25H259ZM34 27H36V29H35V31H37V26H34ZM42 27V26H41ZM58 27H61V26H58ZM88 27H86V29L88 28ZM108 27H110V25L108 26ZM160 27V25L158 24V26H157V30H158V28ZM162 27V26H161ZM160 27V28H161ZM162 27V28H163ZM170 27H169V29H170ZM178 27H180V25H178ZM182 27V26H181ZM210 27V26H209ZM241 27H244V25L243 26H241ZM262 27V26H261ZM47 28V27H46ZM69 29H70V27H68ZM67 28V29H68ZM85 28V27H84ZM94 28H95V26H94ZM94 28H92V29H94ZM97 28H98V26H97ZM100 28V27H99ZM165 28H168V27H166L165 26ZM186 28V29H187ZM215 28V29H214ZM225 28V27H224ZM233 28V27H232ZM26 30H27V33H29L28 31H31L32 29H30V30H28V28H25ZM39 29V28H38ZM41 29V28H40ZM48 29V28H47ZM57 29V28H56ZM82 29V28H81ZM101 29V28H100ZM134 29H136V28H134ZM168 29V30H169ZM175 29V28H174ZM182 29V28H181ZM186 29H184V30H186ZM222 29V28H221ZM226 29V28H225ZM247 29V28H246ZM264 29V27L262 28V30ZM78 30V32H76L77 34L79 33V30H80V28H78L77 29ZM107 30V29H106ZM105 30V31H106ZM136 30H139V27L136 29ZM160 30V29H159ZM172 30V29H171ZM170 30V31H171ZM183 30V31H184ZM210 30V29H209ZM213 30L214 31H218L217 30V28L216 27H213ZM239 30V29H238ZM249 30V29H248ZM34 31V30H33ZM34 31V32H35ZM43 28H42V33H43ZM58 30H56V32H57ZM81 32V34H82V36H83V34H85V33H83V31L82 30H80ZM109 31V30H108ZM107 31V32H108ZM110 31H112L111 29H110ZM152 31V29L150 30V32ZM154 31V30H153ZM163 31V34L165 35V34H167V33H164V29L162 30ZM179 31V30H178ZM181 31V30H180ZM182 31V32H183ZM192 31V30H191ZM190 31V32H191ZM194 31V30H193ZM201 31V29L199 30V32ZM211 31V30H210ZM222 31V30H221ZM220 31V32H221ZM227 31V30H226ZM242 31V30H241ZM264 31V30H263ZM32 32V31H31ZM38 32H40V31H38ZM62 32V31H61ZM150 32H148L149 34H150ZM182 32H180V33H182ZM189 32V31H188ZM246 32V31H245ZM244 32V33H245ZM6 33V32H5ZM8 33H9V31H8ZM8 33H6L7 35H8ZM41 33V32H40ZM39 33V34H40ZM51 33V32H50ZM58 33H60V31L58 32ZM66 33H68V32H65V34ZM79 33V34H80ZM110 33V32H109ZM117 33H118V31H117ZM152 33V32H151ZM201 33H202V31H201ZM248 33V32H247ZM252 33V32H251ZM254 33V32H253ZM29 34H31V33H29ZM29 34H27V35H25V36H29ZM36 34H38L37 32H36ZM46 34H48V33H46ZM76 34V35H77ZM78 34V36H80ZM115 34V33H114ZM113 34V35H114ZM162 34V35H163ZM189 34V33H188ZM196 34V33H195ZM194 34V35H195ZM208 34V33H207ZM222 34V33H221ZM248 34H250V33H248ZM255 34V33H254ZM10 35V34H9ZM23 35V34H22ZM41 35L42 34H40V37L39 38H41ZM67 35V34H66ZM112 35V34H111ZM182 35V34H181ZM216 35V34H215ZM219 35V34H218ZM224 36H226L225 34H223ZM1 36V35H0ZM2 36H3V34H2ZM12 36V35H11ZM32 36H33V34H32ZM90 36H92L91 34L87 37V38H89ZM103 36V35H102ZM115 36H116V34H115ZM115 36H112L111 37V39H112V41H113V39L115 38ZM141 37L143 36V37H145V39H146V37H150V35H144V34H142V35H140ZM224 36H222V37H224ZM255 36H256V34H255ZM254 35H253V37H255ZM5 37V36H4ZM23 37L24 36H22V40H23V42H24V40L25 39H23ZM27 37H24V38H26L27 39ZM43 37V36H42ZM57 37V36H56ZM97 36L95 35V38H96ZM117 37H118V35H117ZM117 37L114 39V41L112 42L113 44H115V40L117 39ZM121 37L122 38H125L124 36H119V38L118 39H120L119 41H123L122 43H120V44H122L123 45V43H124V41L125 40H121ZM183 37H184V35H183ZM195 37V36H194ZM201 37H203V35H201ZM207 37H209V35L207 36ZM206 37V38H207ZM228 37V36H227ZM226 37V38H227ZM252 37V38H253ZM33 38V37H32ZM44 38H45V35H44ZM50 38V37H49ZM92 39L94 38V37H91ZM94 38V39H95ZM193 38V37H192ZM191 38V39H192ZM204 38V40H206L205 39V37H203ZM217 38H219V37H217ZM225 38V37H224ZM229 38V37H228ZM227 38V41L228 40H230V39H228ZM245 38L247 39H249V37L248 36H245ZM252 38H251V40H252ZM257 38V37H256ZM259 38V37H258ZM261 38V37H260ZM77 39H78V37H77ZM103 39V38H102ZM106 39V38H105ZM105 39H103L104 41H105ZM110 37H109V39L108 40H106L108 43L110 42ZM118 39L116 40V42L118 41ZM126 39V38H125ZM148 39V38H147ZM153 39V38H152ZM195 39V41H196V37L194 38ZM199 39V38H198ZM215 39V38H214ZM29 41L30 40H32L31 39V37H29V39H28ZM35 38H33V43L35 44ZM50 40H51V38H50ZM84 40V39H83ZM87 40L88 39H85L84 41L86 42V44H87ZM101 39H99V41H100ZM102 40V41H103ZM138 40V39H137ZM222 40H224L223 38L221 39V41ZM226 40V39H225ZM223 41V42H226V41ZM259 40V39H258ZM26 41V40H25ZM45 41V40H44ZM52 41V40H51ZM84 41H83V43H81V45H85L84 44ZM92 41H95V40H92ZM91 41V42H92ZM130 41V40H129ZM254 41V40H253ZM46 42V41H45ZM146 42V41H145ZM145 42H143V40H141V43L143 44V43H145ZM156 42V41H155ZM154 42V43H155ZM157 42H158V40H157ZM25 43V42H24ZM30 43H31V41H30ZM30 43H25V44H30ZM37 43H39V42H37ZM41 43V42H40ZM44 43V42H43ZM48 43V42H47ZM97 43V42H96ZM111 43V42H110ZM131 43H133L132 41H131ZM130 43V44H131ZM139 43L140 42H138L135 46H137V47H139ZM140 43V44H141ZM228 43H229V41H228ZM242 43V42H241ZM4 44V43H3ZM32 44V43H31ZM90 44V43H89ZM92 44V43H91ZM100 44V43H99ZM102 44V43H101ZM117 44H118V42H117ZM116 44V47L115 48H117V49H119L120 47H119V44L117 45ZM129 44V45H130ZM135 44V41H134V43H133V45ZM243 44V43H242ZM37 45V44H36ZM97 45H98V43H97ZM107 44L105 43V46H106ZM151 45V44H150ZM155 45H156V43H155ZM5 46V45H4ZM93 46V45H92ZM104 46V47H105ZM118 46V47H117ZM121 46V45H120ZM131 46V45H130ZM132 47V48H137V47ZM142 46V45H141ZM242 46V45H241ZM27 47V46H26ZM100 47V46H99ZM107 47V46H106ZM121 47H123V46H121ZM126 47V46H125ZM125 47H123V48H125ZM131 47H130V49H131ZM231 47V46H230ZM247 45L246 46H244V50H246L247 48L249 49L250 47L248 46L247 48ZM259 47H262V45L260 44L259 45ZM101 48V47H100ZM141 48H143V46L141 47ZM146 48H147V46H146ZM154 48H156V47H154ZM227 48V47H226ZM98 49V48H97ZM122 49V48H121ZM128 49L129 48H126V49H124V51L126 50V52L128 51ZM138 49V48H137ZM148 49H149V47H148ZM148 49H146V50H148ZM157 49V48H156ZM155 49V50H156ZM248 49H247V52L246 51H244L243 50V47H242V50H243V52H246L247 54H249V52H252V50L251 51H248ZM136 50V49H135ZM144 50V49H143ZM142 50V51H143ZM145 50V51H146ZM20 51H21V49L19 48V46H16L15 44H13V43H9V44H7V46H5V47H3V45H0V62H8V61H10V60H12L15 56H17V57H19V58H22V54L20 53ZM62 51V50H61ZM137 52L139 51V49L138 50H136ZM140 51H141V49H140ZM156 51H158V49L156 50ZM205 51V50H204ZM259 52H260V50H258ZM258 51H256V52H258ZM262 51V50H261ZM258 52V53H259ZM206 53V52H205ZM235 53H237V52H235ZM57 54H59V53H57ZM56 54V56H59V55H57ZM64 54V53H63ZM90 54V53H89ZM179 54H181V56L182 55H184L183 53H179ZM221 54V53H220ZM219 54V55H220ZM255 54V53H254ZM91 55V54H90ZM208 55V54H207ZM206 55V56H207ZM257 54H255V56H256ZM259 55H261V53L259 54ZM61 57L63 56V55H60ZM213 56H214V54H213ZM233 56H234V59H235V56L236 55H233L232 54V58H233ZM258 56V55H257ZM61 57H59V58H61ZM68 59H66V62H67V60L69 61V62H71V58L69 57V56H66ZM78 57H80V56H78ZM86 57H88V55L86 56ZM171 57H173V56H171ZM170 57V58H171ZM184 57V56H183ZM182 57V58H183ZM186 58H187V56H185ZM184 57V58H185ZM188 57H189V55H188ZM192 57V56H191ZM208 57V56H207ZM207 57H205V59H204V61L206 60V58ZM221 57V56H220ZM220 57H219V59H220ZM224 57V56H223ZM237 57V56H236ZM57 59H59L58 57H56ZM62 58H64V57H62ZM91 58V57H90ZM89 58V59H90ZM173 58H175L174 60L175 61H177V59H179L178 61H180V58H178L177 57V59H176V57H173ZM203 58V57H202ZM211 58V57H210ZM209 58V59H210ZM258 58V57H257ZM48 59H50V58H48ZM88 59V58H87ZM208 59V60H209ZM222 59H224V58H222ZM260 59V58H259ZM264 58L262 57L261 58V60H263ZM14 60V59H13ZM42 60V59H41ZM52 60V62H54L53 61V59H50V61ZM55 60V59H54ZM83 61H84V59H82ZM91 60V59H90ZM97 60H98V58H97ZM100 60H103V59H100ZM207 60V61H208ZM237 60V59H236ZM257 60V59H256ZM44 61V60H43ZM65 61V60H64ZM74 61V60H73ZM88 61V60H87ZM92 61V60H91ZM174 61V62H175ZM188 61H190L189 59H188ZM193 61H196L195 59H194V57H192L191 58V61H190V64L191 63H193ZM204 61H202L203 63H204ZM235 61V60H234ZM16 62L18 63V64H21L19 61H17L16 60ZM40 62H42V61H40ZM51 62V63H52ZM68 62V63H69ZM78 62V61H77ZM76 61L74 62V64L75 63H77ZM95 62H96V59H95ZM95 62L93 63L94 64V66H91L90 68L92 69V67H96V65H95ZM106 62V61H105ZM105 62H104V64H105ZM173 62V63H174ZM184 62V61H183ZM201 62V61H200ZM219 62V61H218ZM217 61H216V63H213V64H220V63H218ZM262 62V63H261ZM259 61V63H261V64H263V61ZM43 63V62H42ZM100 63H102V61L100 62ZM107 63V62H106ZM120 63V62H119ZM123 63V62H122ZM120 64V65H117L116 67H115V69H117L116 71L118 72V73H120V74H123L124 72V75L125 74H129V73H126V70H121L120 71V67H122V65L124 64ZM177 63L178 62H176V65H177ZM189 63V62H188ZM195 63V62H194ZM193 63V64H194ZM196 63H197V61H196ZM203 63H201V64H203ZM224 63V62H223ZM236 63V62H235ZM234 63V64H235ZM259 63H258V65L257 66H259L260 67V65H259ZM40 64V63H39ZM55 65L56 64V62H54V63H52V65ZM74 64H73V66H74ZM108 64V63H107ZM115 65H116V63H114ZM118 64V63H117ZM130 64V63H129ZM132 64H135V63H132ZM131 64V65H132ZM137 64V63H136ZM135 64V65H136ZM175 64V63H174ZM179 64V63H178ZM184 64V63H183ZM182 64V65H183ZM187 64V63H186ZM192 64V65H193ZM198 64H199V61H198ZM201 64H200V68H201ZM209 64H211V62L209 63ZM212 64V66L214 67L215 65H213ZM227 64V63H226ZM233 64V65H234ZM35 67L36 66H38V65H35V64H33ZM70 66H68L67 67V65L65 66V64L63 65V63H62V66H65V67H67L68 69H69V67H71V65L72 64H69ZM135 65L134 66H132V67H135ZM141 65V64H140ZM140 65L139 64H137V66H139V68H140ZM182 65L181 66H179L178 67V70L182 67ZM40 66V65H39ZM57 66H60V65H57ZM79 66H80V63L78 64V69L77 70H79V72H80V74H82L81 73V71L82 70H84L85 68H87L86 67V64H85V68L84 69H82L83 68V65L81 66V69H79ZM89 66V65H88ZM119 66V67H118ZM126 66H127V63H126ZM149 66V65H148ZM185 66V65H184ZM187 66H189L188 64L186 65V69L188 68ZM195 66V65H194ZM208 66V65H207ZM207 66H203L202 68H206ZM212 66H210L211 68H213ZM221 66V67H220ZM220 66H218L219 68H217V71L218 72H220L219 70H221V68H222V66L223 65H221L220 64ZM254 66V68H255V65H253ZM257 66H256V68H257ZM11 69L14 67V66H9ZM33 67V66H32ZM32 67H30L31 68V70L33 69ZM113 67V68H114ZM130 67V66H129ZM129 68V69H132V71H133V69L134 68ZM193 67V66H192ZM209 66L207 67V69L208 68H210ZM226 67V66H225ZM229 67V66H228ZM248 67H250V66H248ZM252 67V66H251ZM41 68H43L42 67V64H41ZM73 68V67H72ZM77 68V67H76ZM105 68H106V66H105ZM105 68L103 69L105 72H106V70H108L109 72H107V74H109V78H111L110 77V75L112 74L111 72V70H109L108 68H106V70H105ZM138 68V67H137ZM141 68H143V69H141V70H145L146 68H148V67H146L145 66V68H144V66L143 67H141ZM159 68H160V66H159ZM183 68V67H182ZM181 68V69H182ZM230 68V67H229ZM256 68L254 69V70H256ZM261 68V67H260ZM39 69H40V67H39ZM38 68H37V74H39V73H41L40 71H38L39 70ZM122 69V68H121ZM127 69V68H126ZM129 69H127L128 71H129ZM195 69L196 70H198L197 69V66L195 67ZM216 68H214V69H212V71L214 70V71H216L215 70ZM225 69V68H224ZM231 70H232V68H230ZM243 69V68H242ZM22 70H24V68L23 69H19V72L20 73H18L17 74V72L18 71H16L15 73L16 74H12L11 73V75L9 74V78H10V76H14V79H16L17 80V77H19L20 78V75L23 77V75H25V77H21V81H24L25 79H27L26 78V74L28 73V72H24L23 74H21L22 73ZM30 70V69H29ZM28 70V71H29ZM43 70H45L44 68H43ZM49 70H51V69H48V71ZM74 70V69H73ZM81 70V71H80ZM86 70V69H85ZM93 70V69H92ZM102 70V69H101ZM119 70V71H118ZM148 70V69H147ZM157 69H155V71H156ZM184 70V69H183ZM206 70V69H205ZM222 70H223V68H222ZM221 70V71H222ZM230 70V71H231ZM26 71H27V69H26ZM35 71V70H34ZM53 71V70H52ZM86 71H88V68H87V70ZM86 71H83V73H84V75L87 73ZM99 71V70H98ZM97 71V72H98ZM104 71H103V73H104ZM113 71H114V69H113ZM115 71V73H117ZM131 71V70H130ZM131 71V72H132ZM138 71H140V69L138 70V69H136V72L135 73H137L138 74ZM159 71H160V69H159ZM163 71V70H162ZM195 71V70H194ZM214 71L212 72L213 74H211V75H213V77H215V73H214ZM230 71H228V72H230ZM233 71V70H232ZM241 71V70H240ZM243 71V70H242ZM261 72L262 71H264V69H262V70H260ZM1 72V71H0ZM6 72H7V70H6ZM30 72V71H29ZM39 72V73H38ZM77 72V71H76ZM79 72H77V73H79ZM97 72L95 73L96 75L95 76H97V78L99 77V76H101L102 77V79L104 78V75L102 74V72H100L99 73V76L97 75ZM141 72V71H140ZM140 72H139V75H140ZM149 72V70L147 71V73ZM150 72H151V70H150ZM152 72H154L153 70H152ZM200 72H202L201 70H200ZM209 72H211L210 70H209ZM225 75L227 74V72H226V69L225 70H223L222 71ZM2 73V72H1ZM0 73V77L2 78V77H4L5 75H7L6 73H4L5 75H3V74H1ZM8 73H10V72H8ZM49 73H50V75H52L51 74V71H49ZM143 73V72H142ZM155 73V72H154ZM157 73V72H156ZM185 73V72H184ZM192 73V72H191ZM191 73H188V75H189V77H192L193 79H197V81H195V80H193V79H190L191 80V82H192V80L194 81V82H197V83H195V85L194 84H192V85H194V86H200V85H202L201 83H203V82H201V83H199V76H194L193 74H191ZM206 73L207 74H205V75H208V72L206 71ZM223 73H222V76L224 77V75H223ZM243 73H245V72H243ZM252 73V72H251ZM256 73V74H255ZM257 73H258V71L256 72H253L252 74L253 75H257ZM29 75H32L31 74V72L30 73H28ZM93 73H91V75H92ZM101 74V75H100ZM106 73H105V76L107 75ZM119 74V75H120ZM130 74H133V72L132 73H130ZM127 75V77H131L132 75ZM148 74H150V73H148ZM162 74V76L164 77V78H167L168 76H167V72H166V76H164V74L163 73H161ZM203 75H204V73H202ZM221 74V73H220ZM240 74V73H239ZM263 74V73H262ZM1 75H3V76H1ZM28 75V80L30 81L31 79H33V80H36V78L34 79L33 78V76H29ZM39 75H41V74H39ZM54 75V74H53ZM55 75H56V73H55ZM64 75V74H63ZM61 76V78L62 79H64L65 81H63V82H65L64 84H66L67 82H68V80H66V76ZM87 75L89 76L90 74H88L87 73ZM86 75V76H87ZM118 75V74H117ZM116 75V76H117ZM124 75H120V77L121 76H124ZM143 75H145V74H143ZM159 75H160V73H159ZM188 75H186V76H188ZM205 75H204V77H202L201 76V79L202 78H204L205 79ZM217 76L219 75V73L218 74H216ZM238 75V74H237ZM237 75H234V77H235V80L237 79L236 77H237ZM258 75L260 76V73H258ZM258 75L256 76V77H258ZM8 76V75H7ZM12 76V77H13ZM17 76V77H16ZM43 76V75H42ZM41 76V77H42ZM45 76H49V74L48 75H45ZM59 76H60V74H59ZM136 76V75H135ZM134 76V77H135ZM141 77H140V79L142 78V75H140ZM162 76H160V77H162ZM170 76V75H169ZM184 76V75H183ZM208 76H210V75H208ZM216 76V77H217ZM250 76V75H249ZM11 77V78H12ZM31 79H30V78ZM35 77H36V75H35ZM37 77H39L38 75H37ZM49 77H51V76H49ZM48 77V78H49ZM57 77H58V74H57ZM65 77V78H64ZM138 77V76H137ZM149 77H150V75H149ZM162 77V78H163ZM212 77V76H211ZM211 77L209 78V79H211ZM238 77H240L239 75H238ZM5 78L6 79H3V80H7V79H9V78H7L6 76H5ZM25 78V79H24ZM43 78H45V77H43ZM53 78V80H54V78L55 79H57L55 76H53L52 77ZM52 78H49V79H52ZM89 78H90V76H89ZM95 78V77H94ZM105 78H108V76H106ZM114 78H115V75H114ZM132 78V77H131ZM136 78V77H135ZM151 78V77H150ZM169 78H172V77H168V79L167 80H169ZM185 78V77H184ZM243 78H244V76H243ZM242 78V79H243ZM261 78V77H260ZM260 78H258V82H260L259 81V79ZM13 79V78H12ZM24 79V80H23ZM49 79L47 80V79H44L45 81L47 80V81H49ZM67 79H70V78H68L67 77ZM96 79V78H95ZM98 80V81H101V82H106V80ZM120 79V78H119ZM121 79H123V78H121ZM120 79V80H121ZM127 78H125V80H126ZM137 80L139 79V77L138 78H136ZM139 79V81H142L141 83H142V85H143V87L142 88H144V92L146 93H144L143 95H145V97H146V95L147 96H149V97H151V99H152V95L156 92H159L160 91V89H159V91H158V89H156L157 91H152L153 89L151 88V85H150V83L152 82V81H148L147 80V78L146 79H144L143 78V80L141 79L140 80ZM155 79V78H154ZM156 79H157V77H156ZM173 79V78H172ZM171 79V80H172ZM185 79H187V78H185ZM234 79V78H233ZM241 78L239 79V80H241V81H244V80H242ZM245 80H247V78H244ZM2 80V81H3ZM10 81H11V79H9ZM15 80V81H16ZM43 80V81H44ZM53 80H51V82H52V84L54 83L55 84V80H54V82H53ZM58 80H60V78L58 77ZM108 81V83L107 84H110V85H113V83L112 82H114L113 80H115V79H113V80H109V79H107ZM117 80V79H116ZM115 80V81H116ZM124 79H123V81L125 82V84H126V86H127V84H128V82L126 83V81H125ZM158 80H160V79H157L156 81H158ZM163 80V79H162ZM165 81H166V79H164ZM189 80V79H188ZM239 80H236V82L234 81L232 84L233 85H236V83H237V81H238V83L237 84H240L239 83ZM20 81V80H19ZM19 81H16V83H14V82H12V85H13V83H14V85L15 86H18V87H15V89L17 88V90L18 91H25L24 90V87H23V85H21V87H20V85H18V84H21V81H20V83H17V82H19ZM26 81V80H25ZM24 81V84H25V88H26V86H27V84L29 85V83L32 81H30V82H25ZM37 81V80H36ZM67 81V82H66ZM69 81H71V79L69 80ZM112 81V82H111ZM122 81V80H121ZM128 81V80H127ZM129 81H131V80H129ZM136 81V80H135ZM161 81V80H160ZM187 81V80H186ZM206 81H208V77L206 76ZM38 82H40L39 81V78H38ZM50 82V81H49ZM56 82H58V81H56ZM60 82V81H59ZM58 82V83H59ZM109 82H111V83H109ZM116 82H118V80L116 81ZM124 82H121V83H119V84H121V87H123L122 85H123V83ZM138 82V81H137ZM190 82V81H189ZM190 82V83H191ZM245 82V81H244ZM3 83H4V81H3ZM9 84V82H6L5 84ZM42 83V82H41ZM72 83V82H71ZM70 83V84H71ZM74 83H76V82H74ZM139 83V82H138ZM153 83V82H152ZM151 83V84H152ZM162 83V82H161ZM167 83H168V81H167ZM167 83H165L166 85H169V83L167 84ZM171 83H173V81L171 82ZM235 83V84H234ZM248 83V82H247ZM22 84H23V82H22ZM42 84H44V85H46L45 84V82L44 83H42ZM53 84V85H54ZM155 84V83H154ZM163 84V83H162ZM198 84H200V85H198ZM39 85V84H38ZM48 85V84H47ZM50 85V84H49ZM56 85V84H55ZM62 86H64L63 84H61ZM77 85V84H76ZM80 85H82V84H80ZM114 85H115V83H114ZM113 85V86H114ZM117 85V84H116ZM141 84H139V86H140ZM156 85V84H155ZM166 85H163V86H166ZM172 85H174V87L175 88H170L169 87V89H170V94H172V97H170L169 95V97H167V95H166V97L167 98H173V97H177V98H182L183 96H185V100H188L187 99V97H186V95H184L183 94V96L182 97H180L181 96V94H182V88L179 90V89H177V87H180V86H175V84H172ZM204 85H206V84H203V86ZM8 86V85H7ZM57 86V85H56ZM79 86V85H78ZM77 86V87H78ZM83 86H85V85H83ZM152 86H153V84H152ZM157 86V85H156ZM155 86V87H156ZM14 87V86H13ZM21 89H23V90H21ZM27 87H29V86H27ZM30 87H32L31 85H30ZM48 87H51V86H48ZM59 87H61V86H59ZM67 86H65L64 88H66ZM76 87V88H77ZM86 87H88L87 85L85 86V88ZM92 87V86H91ZM118 87V86H117ZM141 87V86H140ZM167 87V86H166ZM166 87H164V88H166ZM171 87H173V86H171ZM52 88V87H51ZM83 87H80L79 86V90H81ZM94 89H95V87H93ZM158 88V87H157ZM159 88H162V87H159ZM168 88V87H167ZM5 89V88H4ZM32 89H34V88H32ZM53 89V88H52ZM78 89H75V91H77ZM124 89V88H123ZM163 89V88H162ZM186 89V88H185ZM1 90V89H0ZM10 90V88L8 89V91ZM16 90V91H17ZM63 90V88L61 89V91ZM65 90V89H64ZM83 90H85L84 88L81 90L82 91V93L84 94V91ZM96 90L97 89H95V92H96ZM136 90V89H135ZM155 90V89H154ZM164 90V92H165V89H163ZM208 89H206V90H202V91H200L199 93H201V92H203L202 93V95L204 94V95H206V91H207ZM5 91V90H4ZM86 91V90H85ZM89 89L87 90V92H85V95L84 96H86V97H84V103H86V104H88V105H90V106H93V110L97 107V103H96V101H95V99H94V97H95V95H96V93L94 92V91H92L93 93H95L94 95H93V93L91 92V91H89ZM98 91V90H97ZM104 91V93H106V95L109 97V96H111V97H109L110 99H112V98H114V96L115 95H111V92H105V90H103ZM129 91V90H128ZM181 91V92H180ZM205 91V92H204ZM30 92V91H29ZM34 92V91H33ZM63 92H67V94L69 93V92H73V91H71V90H69V91H63ZM62 92V93H63ZM90 92H91V94L94 96V97H92L91 96V94H90ZM130 92V91H129ZM136 92H137V90H136ZM161 92H162V90H161ZM209 90L207 91V95L209 94H211V93H213V92H209ZM234 92V91H233ZM235 92H237V91H235ZM247 92H249L248 90L246 91V93ZM2 93V94H1ZM3 93L4 92H2V91H0V102H2L3 101V103H4V98H3ZM17 93H19V92H17ZM26 94H28L29 95V93H28V90L25 92ZM31 93V92H30ZM61 93V94H62ZM89 93V94H88ZM131 93H135V91L133 92H131ZM227 93V92H226ZM225 93V94H226ZM246 93H245V95H246ZM251 93V92H250ZM250 93H247L248 94V97L252 94H250ZM5 94V93H4ZM6 94H9V92L7 93V91H6ZM20 94V93H19ZM23 94H24V92H23ZM64 94V93H63ZM97 94H99V92L97 93ZM159 94H161V93H158L157 95L159 96ZM164 94H162L163 96H164ZM229 94H231V93H229ZM237 94V93H236ZM11 95V94H10ZM65 95V94H64ZM70 95V94H69ZM69 95L67 96V98L69 97ZM88 95H90L93 99H91V97L90 96H88ZM134 95H136V94H134ZM156 95V96H157ZM206 95V96H207ZM208 95V96H209ZM215 95V93H213L212 95H210V97H208L207 96V98L209 99V100H211V98L214 100V98L212 97V96H214ZM216 95H219V94H217L216 93ZM12 96V95H11ZM24 96H26V95H24ZM30 96V95H29ZM39 96H40V94H39ZM107 96H104V97H106V99L108 98ZM155 96V97H156ZM236 96V95H235ZM234 95L232 96V97H235ZM239 96V95H238ZM252 96V95H251ZM255 96V94H253V97ZM9 97V96H8ZM15 97V96H14ZM13 97V98H14ZM19 97H21L22 98V93L20 94V96ZM18 97V99H20ZM28 96H26V97H24L23 99H26ZM32 97H34V96H32ZM31 97V98H32ZM41 97V96H40ZM70 97H71V95H70ZM69 97V98H70ZM76 98L74 99V97H73V99L74 100H76V102L78 101V99H80L81 97L79 96L78 97V95L77 96H75ZM144 97V98H145ZM154 97V96H153ZM226 97H228V99H230V97H229V95L227 94V96ZM250 98V99H254V98ZM12 97H10V99H11ZM16 98V97H15ZM29 98V97H28ZM30 98V99H31ZM44 98V97H43ZM137 98V97H136ZM182 98V99H183ZM222 98V97H221ZM256 98V97H255ZM29 99V100H30ZM33 99V98H32ZM50 98H45V100L44 101H42V100H37V101H35L34 99V104L35 105H31V107H28V105L26 106L25 105V103H22L21 101H19V103H8L9 105H7V103H0V115L1 116H3V118L5 119V122H4V124H5V126H4V124H3V127L2 126H0V214H3V213H5V214H7L6 216H8L9 218H11V220H13L14 218V220H16V223L15 224H17V221L19 222V220L20 219H23V218H21V212L24 210V209H26V211L28 210V212L30 211L31 212V210H32V208L35 210V211H33L32 210V212L31 213H34V214H31L30 212H29V214L31 215V216H35V218L37 219V215L38 214H36V212H38L40 215H39V219H37V223L34 221V219H32L33 221H34V223H31V220H28V219H30V217L29 216H27L28 214V212L26 213V211L24 210L23 212H25V213H23V217H25V219H27V221L26 222H24V224L22 225V223H20V225H22L23 226V232H22V235H21V237H19V236H17V237H19V238H17V239H15L13 236V238L16 240H14V242L15 243H21L20 244V246H22L23 244L25 245V244H27V245H29V246H32L34 249V251L36 252V255H38V254H40V252L42 251L43 252V250L42 249H44L42 246H44L43 244L44 243H46V242H48V243H61L58 247H57V244H54V245H48L49 247L48 248H45V250H47L48 251V249H49V251H51V252H45L44 251V253H42L41 254V257L38 255V258H36L35 256H34V259H35V262L36 263H38V264H45L44 263V261L46 262L47 260H48V262H49V260L51 261H58V259H60L62 256H64L63 254L64 253H66L70 258H72L73 259V261H72V259H71V263H73L74 262V264H183V263H186V264H263V263H261V261H258V259H250V258H248V257H250L251 255H254L253 254V252H245L246 251V248H244L245 249V253L243 252V250L242 251H239V252H237V254H236V256H237V258H239L240 257V260L238 261V260H234V257L232 256V254H230V253H228L227 252V247H225V245H224V243L223 242H209V241H211L210 239H208L209 241H207V239H206V237H207V235L210 233H212L213 234V232L212 231H207V230H204V229H202V230H199L198 231V229H197V227H196V229H197V233H199L200 234V236L203 238V239H206V241L207 242H205L203 239V241L204 242H191L190 241V243L188 244V245H185V246H183V247H180L178 250L176 249V251L174 252H171V253H169V251H172L171 250V248H169V247H172V243L173 242H167V237H166V235L163 233V232H160V234H159V231H158V234H159V237L157 238V239H155L154 241H152V239H151V237H150V239H151V242H148V241H150V240H148V241H146V243H151V245H152V249H148V250H146V252L144 253V255L143 256H140V250L138 249L139 247H141V245H142V241L143 240H145L144 238H143V240L142 241H140L139 243L140 244H136V242H132L131 240H130V237L129 236H127L126 237V233L128 232H126V233H124V234H126V235H124V234H121V232H118L119 231V229H116L115 228V224H116V222H119V223H122V224H124V225H127V222L129 221V218H130V216H131V214H133V212H134V205H135V200H134V196H132V198H129V197H123L120 193H119V191L117 192V191H115V190H113L112 189V181H111V179L113 178V173L117 170V169H119V162H118V159H117V152H116V149H120L121 151L124 149L125 151L127 150V149H129L130 147H133V146H135V145H147V146H150L151 148H152V145L154 146V145H157V144H160L161 143V141L163 142L164 141V143L166 142L167 143V141H165V140H160V138L161 137H159V135H161L162 133H163V135L164 134H168V135H172V134H174L173 136H175V137H177L178 138V136L180 135V133L181 134H183V135H186V134H184L185 133V131L188 129V128H190L189 130H192L193 131V127H192V125H194L195 123H193L194 121H197V120H195V118H192L193 119V121L191 120V115H194L195 113H197V111L195 112V110H192V111H194L195 113H193L192 111V114L190 115V117H189V115H188V117L190 118V120H191V122L193 123H190L189 121V125H190V127H188L187 125H185V124H180V122H179V124H178V121L180 120H178V121H175L174 122V118H172L173 120H171V119H169L170 117H166V118H162V119H160V120H153L152 119V117L150 118V116L149 115H151V116H153V114H148L147 113V115L149 116V118L151 119V121H147V122H142V126H137L136 125V123L134 122V120L132 119V118H130L125 112V110H124V113H117L116 115H115V117L116 118H114L115 119V121L117 120V123H116V125H115V129L113 128L114 126H112V128L114 129V133L112 132V135H110V134H106L105 133V131H104V129L103 130H101V129H99L100 131H104V132H100L99 130H90V129H86V128H84V126H89V123L88 122H91V118H89L88 116L90 115H87V112L85 111V109H79V108H77V109H69V107H67V108H65V107H62L61 106V104H58V103H54L53 101H51V100H49ZM56 99V98H55ZM58 99V98H57ZM71 99H72V97H71ZM82 99V98H81ZM105 99V100H106ZM147 99V98H146ZM150 98H148L147 100H151ZM155 99H157V98H155ZM161 99V98H160ZM176 99V98H175ZM183 99V100H184ZM219 100H220V98H218ZM15 100V99H14ZM29 100H27V101H29ZM59 101H61L62 99H58ZM95 102H94V101ZM146 100V101H147ZM153 100V99H152ZM177 100H179V102H180V99H177ZM222 100V99H221ZM223 100H227V99H223ZM231 100H232V98H231ZM237 100H238V98H237ZM7 101H8V99H7ZM55 101V100H54ZM62 101H64V99L62 100ZM67 103H68V101L67 100H65ZM64 101V102H65ZM83 101V100H82ZM111 101V100H110ZM133 101H134V99H133ZM136 101V100H135ZM141 101V100H140ZM158 101V100H157ZM190 101V100H189ZM193 101V100H192ZM8 102H10V101H8ZM23 102H26V100H23ZM36 102V103H35ZM76 102H75V104H76ZM79 104H78V106H80V104H81V101L79 100ZM109 102V101H108ZM113 103L112 104H114L115 102L114 101H112ZM160 102V101H159ZM221 103H222V101H220ZM219 102V103H220ZM234 102V108H235V110H232V111H230L231 113H237V112H239L240 114L241 113H243L244 111L242 110V108H246V106H242L243 104L241 103V105L239 104L240 103V101H233ZM259 102H262L261 100L259 101ZM100 103L101 102H99V106H100ZM121 103V102H120ZM120 103H118L117 105H116V103L114 104V106L116 105V106H119V104ZM123 103V102H122ZM131 104H133V102H130ZM142 104H144V102H141ZM147 103V102H146ZM155 103V101H153V104ZM157 103V102H156ZM155 103V104H156ZM166 103H167V99H166ZM169 103V102H168ZM198 103V102H197ZM253 103V102H252ZM72 104V103H71ZM76 104V105H77ZM111 104V105H112ZM125 104V103H124ZM130 104V105H131ZM137 104H139V103H137ZM223 104V103H222ZM257 104H258V102H257ZM257 104H255V105H257ZM29 105V106H30ZM85 105V104H84ZM83 105V106H84ZM110 105V106H111ZM126 105V104H125ZM145 105V104H144ZM148 105H149V102H148ZM156 105H158V103L156 104ZM193 105V104H192ZM260 105H261V103H260ZM262 105L264 106V104L262 103ZM66 106V105H65ZM113 106V105H112ZM114 107V109L116 110V108H118V107ZM140 106V107H139ZM138 107L139 108H142L141 107V105H139ZM159 106V105H158ZM203 106V105H202ZM223 106V105H222ZM240 106H242V107H240ZM95 107V108H94ZM123 107L124 106H121V108L123 109ZM128 107V106H127ZM130 107V106H129ZM134 107V106H133ZM160 107H161V105H160ZM256 107H260L259 105H257ZM19 108H20V110H22V113L20 114V115H22L23 113V116H25L26 118H22V117H19V114H17V112H15L16 110L17 111H19L20 112V110H19ZM73 108V107H72ZM102 108V107H101ZM138 108V109H139ZM149 108V107H148ZM162 108V107H161ZM181 108V107H180ZM179 108V109H180ZM233 108V109H234ZM248 108V107H247ZM246 108V109H247ZM260 108H262V107H260ZM27 109H29V110H27ZM136 110V108H133L132 110ZM156 109V108H155ZM203 109V108H202ZM201 109V110H202ZM209 109V108H208ZM264 109V108H263ZM27 112V111H30L31 112V120L29 119V121H27L28 119H27V116L28 115H30L28 112V115L26 116V114H25V112ZM92 110V113H94V111ZM100 110V112H102V110L101 109H98L97 108V111H99ZM109 110V109H108ZM110 110H111V107H110ZM210 110V109H209ZM251 110L252 109H248V111L249 112H251ZM261 110V109H260ZM117 111V110H116ZM156 110H154V112H155ZM158 111V110H157ZM156 111V112H157ZM177 111V110H176ZM179 111V110H178ZM199 112H202V111H200V110H198ZM235 111V112H234ZM253 111V110H252ZM262 111H264V110H262ZM18 112V113H19ZM100 112H99V114H100ZM112 112V111H111ZM128 112V111H127ZM133 111H131V113H132ZM141 113L143 112V110L141 109V111H140ZM139 112V113H140ZM152 112V111H151ZM154 112H152V113H154ZM160 111H158V113H159ZM181 111H179V112H177V113H180ZM198 112V113H199ZM204 112V111H203ZM202 112V113H203ZM207 112H210V111H207ZM206 112V113H207ZM91 113V114H92ZM107 113H108V111H107ZM106 113V114H107ZM129 113V112H128ZM133 113H135V112H133ZM140 113V114H141ZM144 113V112H143ZM161 113V112H160ZM163 113V112H162ZM176 113V112H175ZM182 113H184V112H182ZM201 113V114H202ZM246 113H247V110H245V115H246ZM253 112H251L249 115H250V121H251V118H254V116H253V114H252ZM255 113V112H254ZM98 114V115H99ZM146 114V113H145ZM173 114V113H172ZM200 114V115H201ZM204 114H205V112H204ZM204 114H202V116L204 115ZM240 114H238V115H240ZM252 114V115H251ZM264 114V113H263ZM109 115H110V113H109ZM131 115V114H130ZM207 114H205V117H208V116H206ZM208 115H209V113H208ZM230 115H232V114H230ZM237 115V114H236ZM249 115H246V116H241V117H246L247 118V116H249ZM254 115H256V114H254ZM259 115H261V114H259ZM0 116V117H1ZM91 116V115H90ZM111 116V115H110ZM109 116V117H110ZM114 116V115H113ZM133 116V115H132ZM164 116V115H163ZM176 116V115H175ZM240 116H238L237 118H239ZM252 116V117H251ZM97 117H101V116H97ZM106 117V116H105ZM133 117H135V116H133ZM154 117V116H153ZM160 117V116H159ZM181 117V116H180ZM186 117H187V114H186ZM192 117H195V115L194 116H192ZM231 118H232V116H230ZM255 117H258V116H255ZM29 118H30V116H29ZM98 118V119H99ZM188 118V119H189ZM197 118V117H196ZM230 118V120H231V122H232V119ZM249 118V117H248ZM247 118V119H248ZM2 119V118H1ZM3 119V120H4ZM26 119V120H25ZM101 119V118H100ZM145 119V118H144ZM154 119H155V117H154ZM203 119V118H202ZM247 119H245V120H247ZM3 120H0V122L1 121H3ZM90 120V121H89ZM107 120H108V118H107ZM112 120V119H111ZM137 120H139V119H137ZM183 120L184 121H186V118H184L183 117ZM201 120V119H200ZM239 119H237L236 121H238ZM244 120V121H245ZM249 120V119H248ZM100 121V120H99ZM181 122V123H185V122ZM202 121V120H201ZM204 121V120H203ZM203 121H202V126H203V128H204V124H203ZM243 121V122H244ZM95 122V121H94ZM104 122H105V120H104ZM177 122V123H176ZM198 122H199V120H198ZM246 122V121H245ZM249 122V121H248ZM247 122V123H248ZM97 123V122H96ZM100 124H101V122H99ZM111 122L109 121V123L108 124H110ZM186 123V124H187ZM241 123V122H240ZM240 123H239V125H240ZM246 123V124H247ZM99 124V125H100ZM108 124H105V125H107L108 126ZM141 124V123H140ZM206 124H208V123H206ZM244 124V123H243ZM246 124H244V125H236V127L235 128H237V127H239L238 129H241L240 131H244V132H246V135H250L249 136V140L255 145V143H257V142H259L258 140L259 139H257L256 138V131H255V135L253 134V132H251V131H249V129H250V127L248 128V126L251 124V122H250V124H248L247 126H246ZM254 124H255V122H254ZM257 124V123H256ZM94 125V124H93ZM104 125V126H105ZM198 125H200V123L198 124ZM211 124H209L208 126H210ZM262 125H264V124H261L260 126H258V124L256 125V127L258 126V129L262 126ZM107 126H105V127H107ZM201 126V127H202ZM2 127V128H1ZM77 127H79V129H77ZM211 127V126H210ZM252 127V129H254L253 128V126H251ZM255 127V126H254ZM264 127V126H263ZM97 128V127H96ZM109 128H110V126H109ZM111 128V129H112ZM199 128V127H198ZM207 129L209 128V127H206ZM262 128V127H261ZM207 129H206V131H207ZM263 129V128H262ZM262 129H260V131L262 130ZM106 130V129H105ZM188 130V132L189 133H193V132H191V131H189ZM202 130V129H201ZM200 130V131H201ZM255 130V129H254ZM235 131H237L236 129H235ZM182 132H184V133H182ZM203 132H204V130H203ZM243 132V133H244ZM187 133V132H186ZM189 133L185 136L186 138L188 137V135H189ZM237 133H239V131H237ZM248 133V134H247ZM263 133H264V130H263ZM175 134H179V135H175ZM197 134V133H196ZM204 134H205V132H204ZM162 135V136H163ZM182 135V136H183ZM198 135H199V133H198ZM220 136H221V133L219 134ZM238 135V134H237ZM258 135H260V134H258ZM181 136V135H180ZM190 136V135H189ZM196 136V135H195ZM220 136H218V137H220ZM224 136V135H223ZM244 136H245V134H244ZM192 137H194L193 135L190 137V138H192ZM238 137V136H237ZM247 137V136H246ZM260 137V136H259ZM209 138V137H208ZM216 138V137H215ZM214 138V139H215ZM243 138V137H242ZM264 137H260V139H263ZM193 139V138H192ZM201 139H203V138H200V136H199V140L201 141ZM210 139V138H209ZM217 139V138H216ZM244 139V138H243ZM196 140V138L194 139V141ZM245 140V139H244ZM192 141V140H191ZM193 141V142H194ZM197 141H198V139H197ZM239 141H241V139H239ZM263 141H264V139H263ZM173 142H174V140H173ZM189 142L190 141H188L187 142V144L185 145V143H184V145L185 146H187L188 147V149H191L190 148V144H189ZM192 142V143H193ZM196 142V141H195ZM194 142V143H195ZM171 143L172 142H170L169 144L171 145ZM245 143V142H244ZM248 143V142H247ZM173 144V143H172ZM196 144H198V142L196 143ZM258 144H260V142L259 143H257V146H258ZM262 144H264V143H262ZM161 145H163V144H161ZM174 145V144H173ZM189 145V146H188ZM205 146H206V143L204 144ZM212 145V144H211ZM185 146H183V148L185 147ZM205 146H203V148H205L206 149V147ZM247 146H249V144H247ZM263 147H261V148H263V150H264V145H262ZM137 147V146H136ZM145 147V146H144ZM156 147V146H155ZM158 147V146H157ZM200 147H202V144H200V146H199V148ZM252 147V146H251ZM254 147V146H253ZM147 148V147H146ZM149 148V147H148ZM163 148V147H162ZM183 148H181V149H183ZM186 148V147H185ZM184 148V149H185ZM192 148H194V149H191V151L192 150H195L196 149V146H192ZM255 148H257V147H255ZM135 149V148H134ZM153 149V148H152ZM152 149H150V150H152ZM176 149V148H175ZM187 149V148H186ZM185 149V150H186ZM200 149H202V148H200ZM208 149V148H207ZM223 149H224V147H223ZM123 150V151H124ZM156 149H154V151H155ZM185 150H184V152H185ZM227 150V149H226ZM254 150V149H253ZM165 151V150H164ZM168 151V150H167ZM174 151H176V150H174ZM197 151V150H196ZM222 151V150H221ZM159 152V151H158ZM182 151H180V160H182V158H187L188 156L189 157H191V159H190V161L192 160V155L190 156V155H188L187 154V152H190V150H188L187 152H186V155L185 156H183V155H181L182 153H181ZM199 152H201V151H199ZM204 152V151H203ZM136 153H137V151H136ZM135 153V155L137 156L138 155V153L136 154ZM173 153V152H172ZM210 153V152H209ZM208 153V154H209ZM264 153V152H263ZM143 154V153H142ZM192 154H194V153H192ZM234 154V153H233ZM123 155H127V154H123ZM134 155V156H135ZM175 155V154H174ZM195 155V154H194ZM196 155H197V159H199V157H201L202 155H201V153H200V155H198L197 153H196ZM235 155V154H234ZM135 156V157H136ZM182 156V157H181ZM228 156H229V154H228ZM130 157V156H129ZM167 157V156H166ZM175 157V160L177 159V155H175L174 156ZM133 158V157H132ZM218 158H219V156H218ZM187 159H189V158H187ZM211 158H209V160H210ZM135 160V159H134ZM185 160V159H184ZM194 160H195V157H194ZM218 160V159H217ZM217 160H216V162H217ZM229 160V159H228ZM206 161H208V160H206ZM219 161L221 162V160H220V158H219ZM218 161V162H219ZM181 162V161H180ZM195 162H197V160H195L194 161V163ZM233 162V161H232ZM241 162V160H239V163ZM193 163V164H194ZM156 164H158V163H156ZM174 164H176V162L174 163ZM173 164V165H174ZM185 164H187V163H185ZM190 164H191V162H189V166H190ZM181 164H179V166H180ZM188 165V164H187ZM165 165H163V167H164ZM167 166H169V164H167L166 165V167ZM179 166H177V168H179ZM197 166H199V164L197 165ZM195 167L196 169L198 168V167ZM212 167H213V165H211ZM121 167H123V166H121ZM150 167V166H149ZM149 167H146V168H149ZM158 167H160V166H158ZM183 167H184V165H183ZM215 167V166H214ZM219 167V166H218ZM232 167V166H231ZM254 168H256L255 167V165L253 166ZM126 168H127V166H126ZM153 168H155V166L153 167L152 166V169ZM193 169V170H196V169ZM205 168V167H204ZM233 168V167H232ZM123 169H124V167H123ZM136 169H138V168H136ZM144 169V168H143ZM151 169V168H150ZM151 169V170H152ZM171 168H169V170H170ZM185 169V168H184ZM211 169V168H210ZM229 170H231V169H229ZM234 170V169H233ZM256 170V169H255ZM262 170V169H261ZM135 171V170H134ZM181 171V170H180ZM179 170H178V172H176L177 174L176 175H174V176H176L177 178H178V176L181 178V174L179 173L180 172ZM264 170H262V172H263ZM131 172V171H130ZM148 172V171H147ZM158 172V171H157ZM183 172V171H182ZM256 172H258V173H260V171H258V170H256ZM261 172V173H262ZM142 173H145V172H142ZM164 173V172H163ZM184 173H186V172H184ZM208 173H210V172H208ZM253 173H255V172H253ZM252 173V174H253ZM257 173V174H258ZM148 174H151V173H149L148 172ZM157 174V173H156ZM180 174V175H179ZM203 174H204V176H205V174L206 173H204V171H203ZM210 174H212V173H210ZM216 174V173H215ZM230 174H232V173H230ZM251 174V175H252ZM256 174V173H255ZM254 174V175H255ZM134 175V174H133ZM140 175V174H139ZM138 175V176H139ZM143 175V174H142ZM167 175H169V174H167ZM178 175V176H177ZM183 175V174H182ZM213 175V174H212ZM218 175H220V174H218L217 173V176ZM222 175V174H221ZM223 175H225L224 177H226V174H223ZM249 175V174H248ZM247 175V176H248ZM261 175V174H260ZM121 176V175H120ZM141 176V175H140ZM184 177H185V174L183 175ZM143 178L142 179H144V176H142ZM147 177V176H146ZM171 177V176H170ZM173 177V176H172ZM175 177V180H177V178ZM184 177H182V178H184ZM211 177V176H210ZM264 177V176H263ZM118 178H120L119 177V175H118ZM154 178H155V176H154ZM179 178V179H180ZM215 178V177H214ZM228 178H229V176H228ZM227 177L225 178L226 180H223V181H227V183H228V181H230V178H229V180H227L228 179ZM259 178H262V177H260L259 176ZM148 179V178H147ZM153 179V178H152ZM162 179V178H161ZM166 179V178H165ZM178 179V180H179ZM185 179V178H184ZM256 179V178H255ZM146 180V179H145ZM149 180V179H148ZM204 180V179H203ZM210 180H211V178H210ZM216 180V179H215ZM117 182H118V179L116 180ZM115 181V182H116ZM140 180H138V182H139ZM154 181V179L152 180V182ZM160 181V180H159ZM166 181V180H165ZM170 181V180H169ZM173 182H174V180H172ZM181 181V179L179 180V182ZM217 181H220V180H217ZM222 181V180H221ZM220 181V183H222ZM247 181V180H246ZM260 181V180H259ZM116 182V183H117ZM161 182H164V179L161 181ZM167 182H168V180H167ZM166 182V183H167ZM178 182V183H179ZM211 182V181H210ZM231 182V181H230ZM233 182V181H232ZM119 184H120V182H118ZM118 183H117V185H118ZM132 183H133V181H132ZM141 183V182H140ZM158 183V182H157ZM181 183H185V181H183V182H181ZM177 184L176 183V185L177 186H179V188L182 186V184ZM206 183H207V181H206ZM219 183V182H218ZM224 183V182H223ZM234 183V182H233ZM122 184V183H121ZM120 184V185H121ZM150 184V183H149ZM153 184V183H152ZM175 185V183H171V185ZM260 184V182L258 183V185ZM135 185V184H134ZM137 185V184H136ZM140 185V184H139ZM159 185V187H160V190L163 192V195H160V197H159V199H161V200H163L164 201V199H166V197L167 198H170V196H167L166 194V196L164 195V193H171L172 192V190L173 189H170V188H172V187H170V185L168 186V184L166 185V184H164V183H162V184H158ZM173 185V187H176V186H174ZM181 185V186H180ZM185 185V184H184ZM184 185L182 186V190L184 191V189H183V187H184ZM201 185H203V184H201ZM205 185V184H204ZM212 185H213V183H212ZM235 185H237V184H235ZM257 185V184H256ZM262 185H264L263 184V181H262V184H261V186L259 185V186H257L260 190H261V188H263L264 186H262ZM119 186V185H118ZM117 186V187H118ZM123 186V185H122ZM199 186V185H198ZM197 186V187H198ZM210 186V185H209ZM213 186H215V183H214V185ZM116 187V186H115ZM131 187V186H130ZM137 187V186H136ZM158 187V186H157ZM197 187L195 188H193V189H197ZM223 187V186H222ZM123 188H124V186H123ZM139 188V187H138ZM199 188V187H198ZM142 189V188H141ZM154 189H156V188H154ZM157 189H159V188H157ZM176 189V188H175ZM174 189V190H175ZM178 189V188H177ZM176 189V190H177ZM181 189V188H180ZM179 189V190H180ZM200 189H202V191H203V188H201V186H200V188H199V190ZM206 189V188H205ZM204 189V190H205ZM217 189H218V187H217ZM230 189V188H229ZM228 189V190H229ZM232 189V188H231ZM254 189V187L252 186V190ZM138 190H140V189H138ZM179 190H177V191H179ZM219 190L221 191H223V189H220L219 188ZM225 190V189H224ZM228 190H226L227 192H229ZM251 190V189H250ZM257 190V189H256ZM259 190V191H260ZM129 191H131V188H130V190ZM148 191V190H147ZM146 191V192H147ZM149 191H151V189L149 190ZM158 191V190H157ZM201 191V192H202ZM244 190H242V192H243ZM180 192V191H179ZM238 192V191H237ZM241 192V190L239 191V194L238 193H236V194H238V195H240V193H242ZM145 193V192H144ZM159 193H160V191H159ZM173 193V192H172ZM204 193V192H203ZM207 193H209V192H207ZM235 192H233V194H234ZM250 193V192H249ZM263 193V192H262ZM261 193V194H262ZM142 195H143V193H141ZM140 194V195H141ZM175 194H177V192L175 193ZM181 194H183V193H181L180 192V195L179 196H177V195H175V199H177L176 198V196L177 197H180V196H182ZM189 194H191V192L189 193ZM223 194V193H222ZM229 194V193H228ZM250 194H252V193H250ZM147 196H151L152 195V192H147V194H146ZM145 195V196H146ZM172 195V194H171ZM238 195H237V197H238ZM246 195V194H245ZM253 195V194H252ZM155 195H153V197H154ZM184 196V195H183ZM183 196H182V198H183ZM143 197V196H142ZM158 197V196H157ZM187 195L185 196V198L187 199ZM190 197V196H189ZM147 198V197H146ZM146 198H144V200H146ZM151 198V197H150ZM203 198H204V200L205 199H207L208 201H210V197L209 196H206L205 194L203 195ZM214 198V197H213ZM233 198H235L236 199V197L234 196ZM239 198V197H238ZM21 199H23V201L21 200ZM171 199V198H170ZM170 199H169V201H170ZM178 199H181V198H178ZM184 199V198H183ZM182 199V200H183ZM215 199H217V198H215ZM247 201H242V202H240V201H236V200H234V202H232V200H229L230 201V204L229 205H231L232 206V204H233V206L236 208V210L235 211H238L239 213H241V211H243L242 213H249V212H251V208L252 207H257V209H252V210H254V211H256L255 212V214L256 213H258L259 215H261V217L262 218H264V195L262 194V196H260L259 195V197H257V195L256 196H254V197H252V199H247V198H245ZM21 200V201H20ZM149 200V199H148ZM203 200V199H202ZM243 200V199H242ZM137 201H140L139 199H137ZM184 201H185V199H184ZM194 201H195V199H194ZM218 201V200H217ZM229 201H228V203H229ZM258 201H259V203L261 204L262 203V205H260V207L258 206ZM19 202H22L21 204H25L24 206H25V208L23 207V209H22V211L21 212H19L20 211V207H19V205L20 206H22L21 204H19ZM162 202V201H161ZM160 202V203H161ZM174 202V201H173ZM183 202V201H182ZM186 202V201H185ZM188 202V201H187ZM142 203V202H141ZM169 203V202H168ZM180 203V202H179ZM184 203V202H183ZM182 203V204H183ZM192 203V202H191ZM232 203V204H231ZM26 204L27 205H29V209H27V206H26ZM181 204V205H182ZM193 204V203H192ZM137 205H138V203H137ZM150 205V204H149ZM170 205H172V204H170ZM180 205V204H179ZM216 206H217V204H215ZM228 205V206H229ZM31 206V207H30ZM139 206V205H138ZM151 206V205H150ZM165 206V205H164ZM163 206V207H164ZM204 206V205H203ZM141 207V211H143V212H145L147 215H149V216H151L152 215V213H153V211H152V209L153 208H155V207H153L152 209L148 206V205H146L145 204V202H143L142 203V205L140 206ZM223 207V206H222ZM139 208V207H138ZM176 208V207H175ZM197 209L198 208H200L201 210H203V209H205V208H201V207H199V206H197L196 207ZM208 208V207H207ZM229 208H231V207H228V209ZM235 208H233V209H235ZM158 208H156V209H153V210H157ZM170 209V208H169ZM238 209V210H237ZM165 210H166V207H165ZM194 210V209H193ZM200 210V211H201ZM218 211H219V209H217ZM230 210V209H229ZM240 210V211H239ZM158 212L160 211L159 209L157 210ZM164 211V210H163ZM171 211V210H170ZM200 211H199V213H200ZM228 211V210H227ZM195 213H197L196 211H194ZM204 212V211H203ZM203 212H201V213H203ZM135 213H137L136 211H135ZM145 213H144V215H145ZM188 213V212H187ZM190 213V212H189ZM188 213V214H189ZM207 213V216H209V213H208V211H206L205 212V214ZM19 214H20V216H19ZM25 214H26V216L28 217V218H26V216H25ZM164 214V213H163ZM218 214H220V213H218ZM251 214V213H250ZM258 214H256V215H258ZM202 215V214H201ZM210 215H212V214H210ZM2 216V215H1ZM203 216V215H202ZM218 216H220V215H218ZM229 216V215H228ZM228 216L227 215H225V218H224V220H226L227 218H228ZM254 216V215H253ZM152 217H153V215H152ZM152 217H151V219H152ZM186 217V216H185ZM189 217L192 219V218H199V215H194V214H189ZM210 217V216H209ZM214 218V216L212 215L211 216V218ZM221 217V216H220ZM16 218H20V219H16ZM217 218H219V217H217ZM253 218V217H252ZM5 219H6V217H5ZM148 220H149V218H147ZM145 220V221H147L148 222V220ZM215 219V218H214ZM10 219H9V221H11ZM23 220V221H24ZM153 220V219H152ZM252 220V219H251ZM130 221H131V219H130ZM129 221V222H130ZM134 221H135V219H134ZM151 221V220H150ZM256 221V220H255ZM263 221V220H262ZM3 222V221H2ZM8 221L6 220V223H7ZM15 222V221H14ZM14 222H13V226L15 225L14 224ZM20 222H22V221H20ZM29 222H30V224H29ZM129 222H128V225H129ZM143 222H144V220H143ZM160 222H162L161 220H160ZM159 222V223H160ZM224 222H226V221H224ZM5 223V224H6ZM8 223H11V222H8ZM7 223V224H8ZM36 223V224H35ZM136 223V226L138 225L137 223H140V222H135ZM149 223V222H148ZM153 223V222H152ZM254 223V222H253ZM4 224V223H3ZM145 224H146V222H145ZM144 224V225H145ZM186 224V223H185ZM9 225V224H8ZM19 225V226H20ZM124 225L122 226V227H124ZM168 225V224H167ZM200 225V224H199ZM17 225H15V227H16ZM138 226H140V224L138 225ZM137 226V227H138ZM184 226V225H183ZM202 227L203 226H205L204 224H202L201 225ZM9 227H10V225H9ZM121 227V228H122ZM143 227V226H142ZM141 226H140V228H142ZM150 227V226H149ZM171 226H169L168 228H170ZM182 227V226H181ZM199 227V226H198ZM215 227H217V226H215ZM11 228V227H10ZM9 228V229H10ZM17 228V227H16ZM139 227H138V229H140ZM143 228H145V227H143ZM157 228V227H156ZM179 228V227H178ZM6 229V228H5ZM177 229V228H176ZM222 229V228H221ZM11 230V229H10ZM118 230V231H117ZM123 230V229H122ZM129 230V229H128ZM145 230V229H144ZM143 230V231H144ZM150 230H151V228H150ZM174 230V229H173ZM223 230V229H222ZM6 231V230H5ZM14 231V230H13ZM121 231V230H120ZM258 231V230H257ZM12 232V231H11ZM11 232H10V234H11ZM15 232H17V230L15 231ZM166 232V231H165ZM259 232V231H258ZM134 233V232H133ZM132 233V234H133ZM145 233V232H144ZM168 233H170V231H168ZM167 233V234H168ZM192 233V232H191ZM191 233L190 232H188V230L187 231H184V230H179V231H177V232H175L174 234L176 235V236H174L175 238H178V237H183V236H186V235H190L191 236ZM261 233V232H260ZM9 234V235H10ZM16 234H18V233H16ZM131 234V235H132ZM158 234H156V235H158ZM198 234V235H199ZM209 234V235H210ZM215 234V233H214ZM263 234V233H262ZM14 235V234H13ZM56 235L58 236V240H59V242H57L58 240H56L57 239V237H56ZM152 235V234H151ZM169 235V234H168ZM173 235V234H172ZM171 235V236H172ZM183 235V236H182ZM259 235V234H258ZM134 237H139L140 236V233L138 232V230L136 231V233L133 235ZM132 236V237H133ZM214 235H212V237H213ZM215 236H216V234H215ZM223 236V235H222ZM260 236V235H259ZM262 236V235H261ZM201 237H200V239H201ZM228 239H229V237L228 236H226ZM232 237V236H231ZM189 238H191V240H193L192 239V237H189ZM199 238V237H198ZM225 238V237H224ZM227 238H225V239H227ZM233 238V237H232ZM241 238H243V236L241 237ZM245 238H247V237H245ZM245 238H243L245 241L246 240H249V239H245ZM251 238V237H250ZM255 238V237H254ZM260 238H262V237H260ZM154 239V238H153ZM188 239V238H187ZM186 239V240H187ZM227 239V240H228ZM188 240H190V239H188ZM235 240V239H234ZM232 241V242H234L235 243V241ZM243 240V241H244ZM256 240V238L254 239V241ZM4 241V240H3ZM13 241V240H12ZM224 241V240H223ZM252 241V240H251ZM236 242H240V241H236ZM257 242V241H256ZM256 242H255V244H256ZM144 243V242H143ZM168 243H169V245H168ZM225 243H228V242H225ZM243 242H242V240H241V243H240V245L242 244ZM245 243V242H244ZM246 244H247V241H246ZM254 244V245H255ZM26 245V246H27ZM149 246L148 247H150V244H148ZM244 245V244H243ZM249 245V244H248ZM45 246H47V245H45ZM245 246H247V245H245ZM24 247V246H23ZM228 247H230V246H228ZM255 247V246H254ZM141 248H143V246L141 247ZM239 249V248H238ZM241 249H243V248H241ZM16 250V249H15ZM21 250V249H20ZM37 250L39 251V252H37ZM233 250V252H234V250H236V248L235 249H232ZM231 250V251H232ZM249 250V249H248ZM58 251H62V252H64V253H61L60 255L58 254L59 252ZM252 251V250H251ZM58 252V253H57ZM256 252V251H255ZM34 253V252H33ZM259 254V253H258ZM257 253L255 254V255H258ZM264 254V253H263ZM263 254H259L258 255V257L259 258H263L264 257V255ZM60 256V257H59ZM235 256V257H236ZM59 257V258H58ZM69 258V259H70ZM32 259V258H31ZM66 259V258H65ZM33 260V259H32ZM1 261V260H0ZM55 261V262H56ZM59 262V261H58ZM62 262V261H61ZM196 262V263H195ZM52 263V262H51ZM0 264H4V261L2 262H0ZM53 264V263H52ZM64 264V263H63ZM67 264V263H66Z\"/></svg>", "mask_w": 264, "mask_h": 264}]
</instances>
